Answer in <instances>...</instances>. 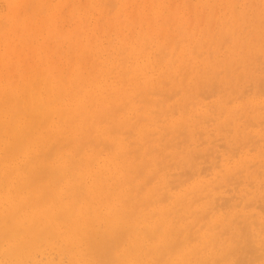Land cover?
<instances>
[{"label": "rangeland", "instance_id": "374dc122", "mask_svg": "<svg viewBox=\"0 0 264 264\" xmlns=\"http://www.w3.org/2000/svg\"><path fill=\"white\" fill-rule=\"evenodd\" d=\"M11 1V2H10ZM24 1L26 2V3H24ZM37 1V2H36ZM0 0V36L2 37H0V97H2V101L4 100V102H0V103H4L5 105L4 106H2L1 107V105L2 104H0V107L2 108V110L1 111H4V114L2 115V113H1V115L2 116H0V120H2V121H7V119L5 118V111L6 110H8V109H10V106H11V108L12 107H15V104L19 101L18 99H20V97H21V106H20V108H22V103L23 104H25L26 102L25 101H27V99H28V97H26L27 95H25V97H26V99H24L23 100V98H22V96L24 97V95H23V92H22V89L20 90H15L19 85H21V83H22V85L21 86H19V88H22V86H25L24 87V89L23 90H26V92L25 93H27L28 92V95H29V92H30V94L32 95V97L35 95H38L37 96V99L38 100H41V98L42 99H44V96H46V95H44V93L42 94V91H45L44 89H45V86H46V84L48 83L49 85L48 86H50L49 87V89L51 88L52 90H49V91H51L50 93H51V95H50V93L46 90V92H48V98H52L51 96H55V94L56 93H58V91H59V94H60V91L62 90V91H64V92H62L63 94V97L61 96L60 98H62L61 100L59 99V102H63L62 104L61 103H59V104H57V103H53L54 105H53V107L54 108H57V107H55V106H58V105H60V107L62 106L63 108H67V110H68V108L70 109L71 108V110H73V112L75 111V113L76 112H78L79 110V112H83V111H89V110H93L95 107H98V104L99 105H101V104H104V103H107V105L108 106H114V107H110V112H108V115H111V117H107V116H105V117H103V119H101V121H100V123L101 122H103V123H99V127L98 126H96V128L95 129H97L96 130V132L95 133H97V134H92V136L94 137V138H99L98 139V143H96V145L98 144H100V146H98V148H97V146H93L92 148H86V149H84L83 151H82V153L80 152V154H82L81 155V158H80V155H79V153H78V155H77V152L76 153H72V150H70V151H68L67 152V157H69L71 160H73L74 162H72V164H71V160L69 159V163H68V159L66 160V163H65V167H66V170H69V167H70V173L67 171H60V172H58L57 174L56 173H54L53 175H51L52 177H54V179L50 176V178H52V180L53 181H56L55 183H57L56 185H55V183H54V185H53V183H52V180L50 179V181H51V185L52 186H56V188H57V186H59V184H60V186L58 187L59 188V190L57 189V192H59L60 194H62L63 195V193H64V195L63 196H65V194H68L69 196H71L70 195V193L69 192H67L68 191V185H66L67 183H70V184H74V185H76V184H78L79 183V181L80 180H82L83 179V181H84V184H83V182L80 184L79 183V185H78V187H76V186H74L75 187V189L77 188V190L76 191H78V190H81V189H83V190H81L79 193H78V199H79V194H83L84 192V194L83 195H85L86 194V191H87V186L89 187V182H92V179L90 178V177H88L89 175H88V173L86 172V168L88 167V166H91V171H93V172H102L103 171V174H101V176L100 175H98V176H100V178H101V180H104L106 177H108V176H110L111 174L112 175H114L113 173L114 172H112V165H113V163L111 162L112 161V156L115 154V153H117L118 152V149H117V151H113V149H110V150H112L113 152H111V151H108L109 150V148L106 150V148L107 147H105V145H108V147L109 146H111V144H112V142L114 141V139H121L122 141H123V144L125 145L124 147H125V154H124V159H127V160H133V159H135V158H133V157H137L139 154H140V147L143 149L145 146V144L144 143H147L148 141L146 140V141H144L143 139H141V138H139L140 136H139V134H138V132L137 131H135V130H138V128H139V126L140 125H143V123H144V129H146L147 130V135L149 134V130H151L150 132H151V134H153V135H151V134H149L150 135V138L148 139L149 141H151L152 143H150L151 144V146H153V144H155V146H153L154 148H155V150H152L153 152H152V156H155V155H157V156H155V157H157V158H159V157H161V159H163V165H165L164 167H166L167 165V167H166V171L165 170H163V171H161V174H165L164 176H166V177H163L161 174H159V177L157 176V177H155L154 178V181H153V178H151L152 179V181H150L149 182V184L148 183H146L144 186H142V193H145V192H147V188H148V186L150 187V188H153V187H156V186H158V190L159 191H157L158 193H156V196L154 197V200L156 201V200H161L160 202H157V203H155V205H154V203H152L151 204V206L149 205L148 206V208H147V210L148 211H153V210H155L156 208H158V207H160L161 206V208H170L171 206H172V203H173V200H174V197L175 196H177V195H179V194H187V199H189V197H190V199H192V200H194V202H192L193 204H192V206L194 205V207L196 208H194V207H191V212L194 214V212H195V210H197V208L199 207V206H201V204L202 205H204V204H206L205 202H204V200H206V199H204V197L203 196H199L200 195V193H199V195L198 194H193V193H187L186 191H185V189H188L189 188V186L193 183V180H194V183L195 182H199V181H202L201 182V184L202 183H204V184H206V185H213V187H209V189H211L209 192L210 193H212V192H216V191H218V193H221V194H218L217 192L215 193V194H213L212 195V199H210V203H211V205L210 206H212V207H214L213 209L214 210H217V208H220V209H218L219 210V213H223V215L225 214V212H227V211H229V210H227V209H224L226 206L225 205H227V204H230V205H232V206H236V207H238V208H234L233 207V209H234V211H233V213H235V214H237L238 212H239V210H240V212H239V214H237V218L238 219H236V216H234L233 215V217H232V220L234 221L235 219H236V222H237V224L236 225H234V226H232V227H230L229 228V233H230V230L232 229V231H231V233H230V235L229 236H231L232 238H234L233 240H232V242L233 241H235V242H233V245H232V247L231 248H233V250L235 251L236 250V248L238 249V247H245V248H249L251 251H249V249L247 250L248 252H251V254H252V256L255 254V252H253L252 253V250H254L253 248H255L254 246H257L258 245V247H259V249H258V247H256V249L254 250V251H256V253H258V254H255V255H258V256H253V259L255 258V261L256 262H254L255 264H264V258L263 259H261V258H259L260 256L262 257V256H264L263 254V252H264V229L262 228V230L260 229L261 227L259 226V224L262 226V225H264V220H263V218H261V217H264V215H262V214H264V209H262V211L263 212H261V209H259V208H261V205H263L264 206V197H262L264 194V94H262L263 92H261V91H264V82L262 83V79H263V81H264V47H262V46H264V45H262V44H264V5H262V3H261V0H237V2H236V0H215V1H213V0H148L150 3L148 4V1L147 0H132V2H133V4H132V2H130L131 0ZM49 1V2H48ZM80 1V2H79ZM87 1V2H86ZM100 1V2H99ZM103 1H104V3H103ZM110 1L112 2L111 3V5H110ZM143 1L145 2V3H143ZM167 1V2H166ZM171 1H173V2H171ZM222 1V2H221ZM20 2H22V4H20ZM44 2V3H43ZM106 2V3H105ZM127 2V3H126ZM129 2H130V4H129ZM147 2V3H146ZM170 2V3H169ZM180 2V3H179ZM184 2V3H183ZM211 2V3H210ZM216 2V3H215ZM232 2V3H231ZM18 3H19V5H18ZM37 5H36V4ZM83 3V5H80V4H82ZM87 3V4H86ZM103 3V4H102ZM125 3V5H123ZM159 3V4H158ZM171 3H172V5H171ZM186 3H187V5H186ZM213 3V4H212ZM215 3V4H214ZM223 3H224V5L225 6H223ZM227 3V4H226ZM24 4V5H23ZM32 4V5H31ZM46 4V5H45ZM93 4V5H92ZM106 4H108V5H106ZM114 4V5H113ZM119 4V5H118ZM145 4V5H144ZM148 4V5H147ZM209 4V5H208ZM230 4V5H229ZM234 6V7H232V5ZM234 4H236V5H234ZM23 5V6H22ZM27 5H29L28 7H29V9H28V7H27ZM98 5V6H97ZM127 5V6H126ZM130 5V6H129ZM141 5V6H140ZM164 5V6H163ZM169 5V6H168ZM200 7H199V6ZM229 5V6H228ZM242 5V6H241ZM32 6V7H31ZM34 6V7H33ZM41 6H42V8H41ZM46 6V7H45ZM88 7V9H86L85 7ZM102 6V7H101ZM104 6V7H103ZM107 6H108V8H107ZM113 6H115V7H113ZM136 6V7H135ZM148 6H150L149 7V10H148ZM154 6V7H153ZM178 7V9H177V7ZM210 6H211V9H210ZM214 6V7H213ZM223 6V7H222ZM228 6V7H227ZM45 7V8H44ZM100 7V8H99ZM144 7V8H143ZM162 7V8H161ZM174 7V8H173ZM205 7V8H204ZM231 7V8H230ZM44 8V9H43ZM92 8V9H91ZM97 8V9H96ZM134 8V9H133ZM170 8V9H169ZM204 10H203V9ZM214 8L216 9V11L214 10ZM218 8V9H217ZM224 8V9H223ZM248 8H249V10H248ZM261 8V10H259ZM12 9V10H11ZM14 9V10H13ZM18 9V10H17ZM20 9V10H19ZM91 9V10H90ZM108 9V10H107ZM117 9V10H116ZM140 9H141V11H140ZM172 9H173V11H172ZM174 9H176V10H174ZM213 9V10H212ZM246 9V10H245ZM22 10V11H21ZM26 12H25V11ZM43 10H45V11H43ZM87 12H86V11ZM128 10V11H127ZM130 10V11H129ZM136 10V11H135ZM146 10H148V11H146ZM161 12H160V11ZM171 10V11H170ZM197 10H199V11H197ZM201 10H202V13H201ZM228 10V11H227ZM17 11H18V13H17ZM41 11V12H40ZM92 11V12H91ZM94 11V12H93ZM109 11V12H108ZM110 11H112V12H110ZM125 11V12H124ZM133 11V12H132ZM186 11V12H185ZM232 11V12H231ZM255 11V12H254ZM257 11V12H256ZM16 14H15V13ZM82 12H84V13H82ZM103 12V13H102ZM107 12V13H106ZM132 12V13H131ZM138 14H137V13ZM147 12H149V13H147ZM166 12V13H165ZM178 12V13H177ZM194 12V13H193ZM198 12V13H197ZM211 12H213V13H215V14H213V13H211ZM11 13V14H10ZM35 15H34V14ZM39 13H41V14H43V15H41V14H39ZM52 13V14H51ZM87 13V14H86ZM91 13V14H90ZM95 13V14H94ZM109 13V14H108ZM127 13V14H126ZM136 13V14H135ZM144 13V14H143ZM158 13H159V17H158ZM163 13V14H162ZM168 13V14H167ZM186 13V14H185ZM197 13V14H196ZM224 13V14H223ZM226 13V14H225ZM236 14L235 15V17H234V15L233 14ZM247 13V14H246ZM253 13V14H252ZM29 14V15H28ZM129 14V15H128ZM150 14H151V16H150ZM155 14V15H154ZM174 14V15H173ZM201 14L203 15V16H201ZM211 14V15H210ZM238 14V15H237ZM252 14V15H251ZM258 14V15H257ZM14 15V16H13ZM72 15H73V17H72ZM109 15V16H108ZM123 15V16H122ZM124 15L126 16V17H124ZM143 15H144V17L145 16H147V19H146V17L145 18H143ZM156 15H157V17L159 18H157L156 17ZM183 15V16H182ZM192 15V16H191ZM214 15V16H213ZM222 15V16H221ZM226 15V16H225ZM27 16H30V17H27ZM75 16V17H74ZM85 16H86V19H85ZM89 18H88V17ZM99 17L98 19H97V17ZM102 16V17H101ZM105 16V17H104ZM106 16H108V17H106ZM122 16V17H121ZM128 16V17H127ZM130 16V17H129ZM132 16V17H131ZM135 16V17H134ZM138 16V17H137ZM163 16V17H162ZM173 16V17H172ZM196 16V17H195ZM200 16V17H199ZM206 16V17H205ZM211 16V17H210ZM216 16V17H215ZM84 17V18H83ZM115 17V18H114ZM150 19H149V18ZM162 17V18H161ZM191 17V18H190ZM228 18V20H227V18ZM251 19H250V18ZM19 18V21L17 20ZM52 18V19H51ZM71 18H73V19H71ZM93 18H95V19H93ZM133 18V19H132ZM140 18V19H139ZM166 18H168L167 19V21L168 22H166L165 23V21H166ZM224 18V19H223ZM242 18H244L245 19V22H243L244 21V19H242ZM29 19H30V22H29ZM39 19V20H38ZM91 19V20H90ZM97 19V20H96ZM136 19V20H135ZM170 19V20H169ZM174 19H175V21H174ZM181 19H183V20H181ZM188 19V20H187ZM197 19V20H196ZM206 19V20H205ZM223 19V20H222ZM263 19V20H262ZM33 20V21H32ZM38 20V21H37ZM85 20V21H84ZM87 20V21H86ZM109 20V21H108ZM114 20V21H113ZM118 20V21H117ZM134 20V21H133ZM148 20V21H147ZM160 20H162V22H160ZM191 20V21H190ZM240 20V21H239ZM243 20V21H242ZM93 21V22H92ZM122 21V22H121ZM142 21V23H140V22ZM164 21V22H163ZM202 23H201V22ZM212 21H213V24H211L212 23ZM261 21H263V23L261 22ZM2 22H3V25H2ZM27 22V23H26ZM85 22V23H84ZM102 22V23H101ZM119 22H121V23H119ZM135 22V23H134ZM143 22H144V24H143ZM160 22V23H159ZM182 22H184V23H182ZM186 22V23H185ZM190 22L192 23V24H190ZM215 22H216V24H215ZM232 22V23H231ZM250 22V23H249ZM31 23H33V26L31 25L30 26V24ZM38 23H40L41 25H42V27H41V25L40 24H38ZM95 23V24H94ZM132 23V24H131ZM155 23H157V24H155ZM159 23V24H158ZM161 23H163V26L161 25ZM165 23V24H164ZM198 23H200V24H198ZM208 23V24H207ZM221 23H222V25H221ZM29 24V25H28ZM82 24V25H81ZM126 24H129V25H126ZM134 24H137L136 26L134 25ZM147 24H149V25H147ZM155 24V25H154ZM173 24V25H172ZM183 24V25H182ZM195 24V25H194ZM209 24H211V25H209ZM261 24V25H260ZM5 25V26H4ZM35 25V26H34ZM86 25V26H85ZM94 25V26H93ZM95 25H96V27H95ZM121 27H120V26ZM124 25H126V26H124ZM147 25V26H146ZM152 25V26H151ZM159 25V26H158ZM172 25V26H171ZM196 25L198 26V27H196ZM221 25V26H220ZM225 25V26H224ZM249 26V29H247L246 27L247 26ZM260 25V26H259ZM2 26H3V29H2ZM28 26H29V28H28ZM93 26V27H92ZM99 26V27H98ZM134 26V27H133ZM146 26V27H145ZM149 26H151V28L149 27ZM169 26V27H168ZM212 26V28H210V29H208L209 27H211ZM226 26H228V28H227V30H224L225 28H226ZM230 26V27H229ZM231 26H233V27H231ZM255 26V27H254ZM31 27H33V28H31ZM51 27V28H50ZM84 27V28H83ZM97 27H98V30H97ZM107 27H108V29H107ZM124 27V28H123ZM126 27V28H125ZM132 27V28H131ZM240 27V28H239ZM26 28H28V29H26ZM94 28V29H93ZM163 28V29H162ZM167 28V29H166ZM207 28V29H206ZM231 28V29H230ZM250 28H251V30H250ZM15 29V30H14ZM40 29H41V31H40ZM78 29V31L76 32V30ZM97 31H96V30ZM102 29H103V31H102ZM148 29V30H147ZM155 29V30H154ZM159 29V30H158ZM170 29V30H169ZM188 29V30H187ZM201 29V30H200ZM229 29V30H228ZM252 29H254V30H252ZM11 30V31H10ZM27 30V31H26ZM36 30V31H35ZM86 30V31H85ZM89 30V31H88ZM109 30V31H108ZM120 30V31H119ZM167 30H168V32H167ZM187 30V31H186ZM194 30V31H193ZM199 30V31H198ZM204 30H206V31H204ZM217 30V31H216ZM220 30V31H219ZM233 30V31H232ZM257 30V31H256ZM3 31V32H2ZM32 31V32H31ZM39 31V32H38ZM51 31V32H50ZM105 31V32H104ZM106 31H107V33H106ZM118 31V32H117ZM126 31V32H125ZM131 31V32H130ZM137 31H139V32H137ZM163 31V32H162ZM166 31V32H165ZM177 31V32H176ZM226 31V32H225ZM249 31H250V33H249ZM256 31V32H255ZM14 32V33H13ZM35 32H38V33H35ZM74 32H76L77 33V36H76V33H74ZM109 32V33H108ZM122 32V33H121ZM128 32H130V33H128ZM193 32H194V34H193ZM205 32V33H204ZM216 32V33H215ZM232 32V33H231ZM263 32V33H262ZM16 33V34H15ZM33 35H32V34ZM47 33H49V34H47ZM55 33V34H54ZM70 33V34H69ZM104 33H106V34H104ZM162 33V34H161ZM166 33V34H165ZM168 33V34H167ZM190 33V34H189ZM204 33V34H203ZM220 33V34H219ZM229 33V34H228ZM248 33V34H247ZM11 34V35H10ZM22 34V35H21ZM92 34H94V35H92ZM153 34H155V35H153ZM159 34H161V35H159ZM196 34V35H195ZM201 34V35H200ZM242 34V35H241ZM250 34V35H249ZM7 35V36H6ZM52 35V36H51ZM74 35V36H73ZM121 35V36H120ZM139 35V36H138ZM150 35V36H149ZM179 35V36H178ZM193 35V36H192ZM233 35V36H232ZM239 35V36H238ZM20 36L22 37V39L20 38ZM25 36V37H24ZM93 36V37H92ZM119 36V37H118ZM127 36V37H126ZM130 38H129V37ZM152 36V37H151ZM159 36V37H158ZM182 36V37H181ZM186 36H187V40H184V39H186ZM191 36V37H190ZM201 36V37H200ZM214 36V37H213ZM221 38H220V37ZM229 36V37H228ZM248 36V37H247ZM256 36H258V37H256ZM263 36V37H262ZM5 37V38H4ZM8 39H7V38ZM32 39V38H34L35 39V41H34V39L33 40H31L30 38ZM88 37V38H87ZM98 37V38H97ZM126 37V38H125ZM132 37V38H131ZM171 39H170V38ZM173 37V38H172ZM175 37V38H174ZM206 37V38H205ZM230 38V39H228V38ZM253 37H255L256 39H254ZM72 38V39H71ZM92 40H91V39ZM201 40H200V39ZM204 38V39H203ZM216 38V39H215ZM238 38V39H237ZM244 38H245V40H244ZM258 38H260L261 40H259V41H257V39ZM29 39H30V41H29ZM128 39V40H127ZM137 39V40H136ZM146 39V40H145ZM165 39H167V40H165ZM192 39V40H191ZM207 39H209V40H207ZM218 39H219V41H218ZM222 39V40H221ZM224 39H226V40H224ZM240 39H242V40H240ZM21 40H23V41H21ZM163 40V41H162ZM191 40V42H189ZM206 40H207V42H206ZM212 40L214 41V42H212ZM227 40H228V42H227ZM235 40V42H237L236 43V48H237V51H236V48L235 47H233L232 48V46H234V44H235V42L233 43V41ZM237 40V41H236ZM244 40V41H243ZM252 40L253 41H257L256 42V45H255V42H254V45H255V48L253 49V48H251L250 46H252L253 44L251 43L252 42ZM80 41H82V42H80ZM89 41H92V42H90L89 43ZM125 41V42H124ZM137 41H139V42H137ZM167 41H168V43H167ZM169 41L171 42V43H169ZM218 41V42H217ZM223 41V42H222ZM225 41V42H224ZM238 41L240 42V44H241V46H240V44L238 43ZM262 41V42H261ZM13 42V43H12ZM29 42V43H28ZM32 42V43H31ZM164 42H165V44H164ZM189 42V43H188ZM193 42V43H192ZM200 44H199V43ZM210 42H211V44H210ZM217 42V43H216ZM227 42V43H226ZM16 43V44H15ZM26 43L28 44V45H26ZM143 43H146V45L145 44H143ZM243 43H248V49H245L246 47H247V45L243 48ZM251 43V44H250ZM260 43V44H259ZM76 44H78V46L79 47H76L77 45ZM91 44V45H90ZM97 44V45H96ZM163 44V45H162ZM174 44V45H173ZM179 44V45H178ZM201 44H205L206 46L205 47H203L204 49L202 50L201 49ZM208 44V45H207ZM209 44L211 45V47H208L209 46ZM213 44V45H212ZM215 44H218L216 47H215ZM223 44V45H222ZM228 44H229V46H228ZM231 44H233V45H231ZM238 44V45H237ZM8 45V46H7ZM33 47H32V46ZM165 45H166V47H165ZM173 45V46H172ZM194 45V46H193ZM198 45H201V46H198ZM4 46V47H3ZM6 46L7 47H9L7 50L5 49L6 48ZM30 46H31V48H30ZM96 46V47H95ZM145 46V47H144ZM176 46V47H175ZM185 46H187V47H185ZM196 46V47H195ZM219 46H221V47H219ZM239 46H240V48L241 49H239ZM262 47L263 49V53L261 54V53H259V52H261V50H259V51H257L258 50V48H256V47ZM16 47H18V48H16ZM29 47V50L27 49ZM144 47V48H143ZM193 47V48H192ZM214 47V48H213ZM218 47V48H217ZM227 47V48H226ZM228 47H229V51H227L228 50ZM231 47V48H230ZM259 47V49H261ZM182 48V49H181ZM188 48V49H187ZM196 49V51L195 50H193V49ZM205 48H211L210 49V51L209 50H207V49H205ZM216 48V50H214ZM220 48V49H219ZM235 48V49H234ZM250 48V49H249ZM14 49V50H13ZM79 49V52L77 53V51L76 50H78ZM161 49V50H160ZM201 49V50H200ZM219 49V50H218ZM227 49V50H226ZM233 49V50H232ZM239 49V50H238ZM242 49H244V50H242ZM252 49V50H251ZM16 50V51H15ZM144 52H143V51ZM159 50V51H158ZM182 52H181V51ZM184 50V51H183ZM189 50V51H188ZM211 50H213L212 52H211ZM221 50V51H220ZM247 50V51H246ZM248 50H251V51H253V53L254 52H256L255 54H253L252 52H249ZM34 51V52H33ZM123 51V52H122ZM125 51V52H124ZM140 51H142V53L140 52ZM161 51V52H160ZM191 51H193L192 53H191ZM218 53V54H216V52ZM224 51H226V52H224ZM233 52V55L231 54V52ZM247 52L246 53V55H243V54H245L244 52ZM31 52L32 53H34V54H31ZM85 52H86V54H89V55H86L85 54ZM160 52V53H159ZM173 52V53H172ZM176 52V53H175ZM186 52V53H185ZM188 52H190V53H188ZM203 52V53H202ZM208 52V53H207ZM238 52V53H237ZM240 52V53H239ZM243 52V53H242ZM20 53H23V55H21ZM98 53V54H97ZM100 53V54H99ZM123 53V54H122ZM162 53V54H161ZM167 53H168V55H167ZM175 53V54H174ZM193 53H195V55H198V56H196L195 57V55H193ZM202 53V54H201ZM209 53H212V56H211V54H209ZM215 55H214V54ZM230 55H229V54ZM242 53V54H241ZM248 53H250V54H248ZM259 53V54H258ZM17 54V55H16ZM27 54V55H26ZM82 54V55H81ZM138 54H139V56H138ZM145 54V55H144ZM158 54V55H157ZM163 54H165L164 56H167L166 58L163 56ZM174 54V55H173ZM187 54V55H186ZM189 54V55H188ZM208 54H209V56H211L212 58V60H208L209 59V57H208ZM224 54H226L225 56L226 57H228V58H226L225 56H223ZM241 54V55H240ZM256 54H258V55H256ZM67 55V56H66ZM83 55H85V56H83ZM97 55H99V57L97 56ZM136 55V56H135ZM162 55V56H161ZM173 55V56H172ZM178 55V56H177ZM206 55H207V57H208V59L206 58ZM220 55V56H219ZM229 55V56H228ZM243 55V56H242ZM251 55H252V57H251ZM259 56V60H263L262 62H257V60H255V59H258V57L256 58L255 57V59H254V56ZM12 56V57H11ZM28 56V57H27ZM73 58H72V57ZM88 58H87V57ZM94 56H95V58H97V59H95L94 58ZM158 56V57H157ZM180 56H182V58H180ZM183 56H185L184 58H185V60H184V58H183ZM188 56V57H187ZM202 56H204V57H201ZM235 56V57H234ZM244 56H246V58L244 57ZM16 57V58H15ZM162 57V59H160ZM174 59H173V58ZM197 57H199V58H197ZM213 57H215V58H213ZM223 57V58H222ZM232 57V58H231ZM239 57V58H238ZM241 57H242V59H241ZM248 57H249V59H250V57H251V59L253 60V62H252V60L251 61H247V60H249L248 59ZM262 57V58H261ZM50 58V59H49ZM69 58H70V60H69ZM72 58V59H71ZM81 60H80V59ZM82 58H83V61H82ZM84 58H86V59H84ZM224 58H226L225 59V63L223 62V59ZM232 59V62H231V59ZM14 59V62H12V60ZM19 59H21V61H19ZM24 59H26V63L23 65V63H24ZM125 59V60H124ZM133 59H134V61H133ZM173 59V60H172ZM230 59V60H229ZM29 60H30V62H29ZM67 60V61H66ZM71 60H73V62L71 61ZM80 60V61H79ZM86 60V61H85ZM89 62H88V61ZM127 60V61H126ZM160 60V61H159ZM177 60H180V62L179 61H177ZM184 60V61H183ZM201 62V65H200V63H199V61ZM207 60V61H206ZM227 60V61H226ZM247 62H246V61ZM255 60V61H254ZM10 61V62H9ZM50 61V62H49ZM175 61V62H174ZM189 61H191L190 62V64L188 65V67L186 66L187 65V63H189ZM215 61V62H214ZM230 61V62H229ZM234 61V62H233ZM235 61H236V63H235ZM239 61L241 62V64L239 63ZM20 62V63H19ZM35 62V63H34ZM83 63V66H82V63ZM132 62H134V65L133 64H131ZM159 62H160V64H159ZM176 62H178V63H176ZM197 62V63H196ZM203 62H204V64H203ZM211 62V63H210ZM245 62H246V64H245ZM7 63V64H6ZM13 63V64H12ZM40 63H43V64H40ZM70 63L72 64L71 65V67H70ZM95 63V64H94ZM100 63V64H99ZM140 63V64H139ZM158 63V64H157ZM167 63V64H166ZM169 63V64H168ZM174 63V66L172 65V64ZM180 63V64H179ZM182 63H183V65H182ZM198 63H199V65H198ZM209 63V64H208ZM217 63H218V65H217ZM225 64V66H224V64ZM232 63V64H231ZM236 65H235V64ZM243 63V64H242ZM253 63V64H252ZM30 64V65H29ZM122 64V65H121ZM165 64L166 65H168V66H165ZM175 64H177V66L175 65ZM181 65V66H179V65ZM193 64V65H192ZM195 64V65H194ZM219 64H220V66H219ZM230 64L231 65H234V66H231V68L229 67L230 66ZM241 65V68H239L240 66H238V65ZM252 64V65H251ZM254 64H255V66H254ZM10 65V66H9ZM12 65V66H11ZM27 66V68H26V66ZM97 65V66H96ZM104 65V66H103ZM133 65V66H132ZM155 65V67H153ZM174 67V71H173V68L171 69V67ZM191 65V66H190ZM214 65H216L217 67H219V69H220V71L218 70V68L216 67L215 68V66ZM228 65V66H227ZM247 65H250L249 67H247ZM121 66H123V68L121 67ZM131 66V67H130ZM137 66H139V67H137ZM148 66V69L147 68H145V67H147ZM152 66V67H151ZM162 66H164V67H162ZM198 66V67H197ZM209 66H211V68L209 67ZM214 66V67H213ZM227 66V67H226ZM235 66L236 67H238V68H236L235 69ZM246 68H245V67ZM253 66V67H252ZM10 67V68H9ZM31 67V68H30ZM37 67V68H36ZM38 67H41V68H38ZM94 67V68H93ZM112 67V68H111ZM151 67V68H150ZM168 69H167V68ZM177 67V68H176ZM184 67H187V68H189V71H191V72H189V71H186V70H188L187 68L185 69ZM197 67V70L196 69H194V68H196ZM199 67H201V69H203V71L204 72H206L207 73V75L206 76H204V81H205V83L202 81L203 80V75H205L204 73H203V71L199 68ZM224 67V68H223ZM225 67H226V69H225ZM11 68H13V69H11ZM27 69V70H23V69ZM34 68V69H33ZM70 68H71V70H70ZM82 68V69H81ZM90 68V69H89ZM92 68V69H91ZM130 68V69H129ZM134 68H136V69H134ZM152 68H154V69H152ZM205 68V69H204ZM209 68H210V70H209ZM262 68H263V70H262ZM37 70V73H36V71H34V70ZM39 69V70H38ZM48 69H51V71L50 70H48ZM68 69V70H67ZM86 69V70H85ZM127 69V70H126ZM161 69V70H160ZM167 70V72L164 74V70ZM171 69V70H170ZM176 69V70H175ZM181 71H180V70ZM193 69V70H192ZM201 70V71H199V72H201V73H198V70ZM206 69H208L207 71H205ZM226 70V74H225V72L223 73V71H225ZM229 69V71H231V74H230V72L228 71V74H227V70ZM232 69H234V70H236V71H234L233 72V70ZM244 69V70H243ZM261 69V70H260ZM10 70V71H9ZM93 71L91 74L89 73V71ZM143 70V71H142ZM158 70V71H157ZM195 70V71H194ZM218 71V72H220V73H218V72H216V73H218V76H217V74L214 72V71ZM241 72H240V71ZM247 70V71H246ZM259 70V71H258ZM22 71H25V73L23 72V74L24 75H26L25 77H23L22 75ZM27 71V72H26ZM111 71V72H110ZM120 71V72H119ZM137 71V72H136ZM146 71V72H145ZM155 71V72H154ZM157 71V72H156ZM169 71H171V73L169 72ZM180 71V72H179ZM196 71H197V73H196ZM262 71H263V73H262ZM70 72V73H69ZM124 72H125V74H124ZM128 72H130L129 74H128ZM141 72V73H140ZM159 72H160V74H162L161 76H159L160 74H159ZM179 72V73H178ZM185 74H184V73ZM195 72V73H194ZM209 72H210V74H209ZM222 72V73H221ZM253 72H255L254 74H253ZM259 72V73H258ZM30 73V74H29ZM68 73V75H66ZM88 73L90 74L89 76H88ZM100 73V75L98 76V74ZM127 73V74H126ZM146 73V74H145ZM155 73H157V74H155ZM173 73V74H172ZM178 74V75H176V74ZM188 73V75H186ZM192 75H191V74ZM203 73V74H202ZM214 73V74H213ZM235 75H233V74ZM238 73V74H237ZM244 73V74H243ZM257 73V74H256ZM73 74V75H72ZM79 74V75H78ZM125 75L124 77L125 78H121V75ZM141 74V75H140ZM144 74V75H143ZM196 74V77L194 76ZM199 74H201V76L199 75ZM216 74V75H215ZM240 74H242L239 78H238V76L240 75ZM246 74V75H245ZM3 75V76H2ZM29 75H30V82H29ZM53 75V76H52ZM64 75H65V77H64ZM140 75V76H139ZM147 75V76H146ZM164 75V76H163ZM173 75V76H172ZM197 75H199V76H197ZM222 77H221V76ZM226 75V76H225ZM229 77H228V76ZM238 75V76H237ZM244 75V76H243ZM248 75V77H246ZM251 75V76H250ZM261 75V76H260ZM98 76V77H97ZM142 76V77H141ZM153 77V78H151V77ZM174 76H176V78L178 79V81L180 80L181 81V79L182 78H185V76H187L185 79H183V85H181L182 84V81L180 82H178L177 81V79H175L176 80V82L173 80L175 77ZM182 76H184V77H182ZM193 76H194V78H193ZM231 76V77H230ZM251 78H250V77ZM263 76V77H262ZM5 77V78H4ZM9 77V78H8ZM85 77V78H84ZM87 77V78H86ZM114 77H116V79L114 78ZM140 77H141V79H140ZM146 77V78H145ZM151 78V80L149 79V78ZM163 77H165L166 79H167V81L163 78ZM171 77V78H170ZM179 77V78H178ZM197 77H199V78H197ZM211 77V78H210ZM214 77V78H213ZM218 77V78H217ZM223 78V79H219V78ZM23 78V79H22ZM26 78V79H25ZM97 78V79H96ZM115 80H114V79ZM163 78V80H161ZM195 78H196V80H195ZM209 78L210 79H212L213 80V85H212V82H210V81H212V80H209ZM216 78L218 79V80H216ZM224 78H226V79H224ZM228 78V79H227ZM232 78V79H231ZM246 80H244V79ZM262 78V79H261ZM7 79V80H6ZM66 79V80H65ZM75 79H77V81H74ZM118 79V80H117ZM135 79H137V80H135ZM154 79H156L155 81H152V80H154ZM192 79H194V80H192ZM198 79V80H197ZM200 79H202L201 81H200ZM233 79H234V81L236 82V84H235V82L233 81ZM236 79H237V81H236ZM238 79H241V81L240 80H238ZM252 80L251 82H252V85H251V82H250V84H249V81L250 80ZM259 79L261 80L260 81V83H262L261 85H260V83H258L259 82ZM15 80V81H14ZM22 80H24V81H22ZM28 80V81H27ZM67 82V84H65L66 85V87L63 85L64 83L62 82ZM121 80H123V81H126L125 82V84H124V82H122ZM173 80V81H172ZM207 80V81H206ZM8 81H10V82H8ZM22 81V82H21ZM58 81V82H57ZM75 83H74V82ZM82 81V83L80 84L79 82H81ZM118 81V82H117ZM119 81H121L123 84H124V86L122 85V83L121 82H119ZM189 81V82H188ZM192 81L194 82V83H192ZM195 81H196V83L198 84V83H200L199 84V86H197V84L195 83ZM215 81H218V82H215ZM226 81H227V83H226ZM257 81V82H256ZM13 83V87H12V83ZM16 84H15V83ZM36 83V85L38 86V87H36V88H34L35 90H33V87H31V86H29V85H32V84H35ZM50 82V83H49ZM117 84H116V83ZM154 82H157V84H155ZM202 82V83H201ZM206 82L208 83V84H206ZM222 82V83H221ZM224 82H225V84H224ZM233 82V83H232ZM246 84H245V83ZM27 83H29V84H27ZM39 83V84H38ZM46 83V84H45ZM71 83H73V84H71ZM141 83V84H140ZM147 83V84H146ZM154 83V84H153ZM176 83V84H175ZM181 83V84H180ZM204 83V86L202 85ZM211 83V84H210ZM216 83V84H215ZM232 83V84H231ZM244 83V84H243ZM11 84V85H10ZM45 84V85H44ZM60 86H59V85ZM70 84L72 85V86H70ZM84 84V85H83ZM115 84H116V86H115ZM165 84V85H164ZM168 86H167V85ZM187 85V87H184L185 85ZM191 84H196L195 86L194 85H191ZM220 84V85H219ZM229 84V85H228ZM231 84V85H230ZM239 84V87L237 86ZM256 84V85H255ZM18 85V86H17ZM82 85H83V87H82ZM109 85V86H108ZM118 85V86H117ZM158 86L157 88L155 87V86ZM175 85V86H174ZM177 85H178V87H177ZM190 85V86H189ZM203 87H202V86ZM205 85H208V88H204V87H206ZM210 85H212V86H210ZM216 85H217V87L219 86V90H218V88H216ZM224 85V86H223ZM243 87H242V86ZM246 85H247V87H246ZM255 87H254V86ZM17 86V87H16ZM34 86V85H33ZM47 86V87H48ZM73 86H75V87H77L76 89H75V87H73ZM91 86V87H90ZM106 86V87H105ZM112 86L114 87V88H112ZM120 86H123V87H120ZM164 86H165V88H164ZM183 86V87H182ZM192 86V87H191ZM221 86V87H220ZM233 88H232V87ZM31 87V88H30ZM35 87V86H34ZM54 87H55V89H54ZM82 87V88H81ZM88 87V88H87ZM139 87V88H138ZM192 88V89H190V88ZM194 87H195V89H194ZM200 87V88H199ZM201 87H202V89H201ZM223 87V88H222ZM230 87H231V89H232V91H230ZM2 88V89H1ZM12 88V89H11ZM26 88H28L29 90L27 91V89ZM38 88L40 89V91L38 90ZM60 88H61V90H60ZM74 88V89H73ZM93 88H95V89H93ZM107 88V89H106ZM110 88H111V90H110ZM120 88V89H119ZM153 88H155V89H153ZM158 88H161V89H158ZM171 88V89H170ZM197 88H199L200 90H202V93L204 94L203 96L205 97V94H206V98H204L203 96H202V98H200V95H202V93H201V91L200 90H198ZM211 88H215V89H217V90H215L214 89V91H215V93L214 92H211L210 90H211ZM245 88V89H244ZM250 88H252V89H254V90H251ZM36 89L39 91V94H40V92H41V94L39 95V94H37L36 93ZM113 89V90H112ZM170 89V90H169ZM186 89V90H185ZM210 89V90H209ZM259 89V91H257ZM260 89H263V90H261L260 91ZM7 90H9V92L11 91H13L12 93L13 94H17L18 92L17 91H19V93H21L20 94V97H18L19 95H16V96H10L9 94H12V93H9L8 94V91ZM72 90V91H71ZM80 90H81V92H80ZM132 90H134V91H132ZM173 90V91H172ZM188 90H191L190 92H188ZM193 90V91H192ZM204 90H206V93H204L203 91ZM226 90H228V91H226ZM4 91V92H3ZM16 91V92H15ZM53 91V92H52ZM67 91H68V93H67ZM156 91H158L155 95H153L152 93H155ZM163 91V92H162ZM176 91H178V93L176 92ZM188 94V97H187V94L185 93V92ZM208 91V92H207ZM213 91V90H212ZM223 91V92H222ZM224 91H226V92H224ZM234 91V92H233ZM257 91V92H256ZM36 93V94H34V93ZM72 93V95H70V93ZM78 92H80L79 94H78ZM92 92V93H91ZM117 92V93H116ZM147 92L148 93H150V95L149 94H147ZM164 92L166 93V95L164 94ZM170 92H173V94H174V92H176L177 94H172L173 95V97H170L169 99H170V101L169 100H165V99H168V97L170 96V94L169 93ZM180 92H181V94H180ZM182 92L183 93H185V95H183L182 94ZM209 92H211V93H213V96H212V94L210 95L209 94ZM218 92H219V95H218ZM222 92V93H221ZM116 93V94H115ZM121 93V94H120ZM139 93H140V95H139ZM190 93H193V96H192V94L190 95ZM197 93H198V95L199 96H196L197 95ZM201 93V94H200ZM217 93V94H216ZM228 94V95H226V94ZM229 93H232L231 95L229 94ZM3 94V96L4 95H6V96H10L12 99H13V97H15L14 99H13V102H11V103H9L8 104V102L11 100L12 101V99H10L9 98V96H8V98H9V101L7 100V99H5V98H7L6 96H5V98L3 97V96H1ZM8 94V95H7ZM46 94V93H45ZM90 94H92L91 96H90ZM95 94H97V95H95ZM157 94H158V96H157ZM163 94H164V96H166L167 98H165V97H162L163 96ZM169 94V95H168ZM209 94V95H208ZM68 95H70V96H68ZM74 95V96H73ZM85 95V96H84ZM127 95V96H126ZM153 95V96H152ZM161 95V96H160ZM168 95V96H167ZM171 95V96H172ZM183 95V96H182ZM198 98H196L195 96ZM208 95V96H207ZM221 95H225V97L224 96H221ZM30 96V95H29ZM41 96V97H40ZM80 96V97H79ZM90 96V98H88ZM115 97V98H113V97ZM119 96V97H118ZM135 96L137 97V98H135ZM146 97L148 100H150V101H152V106H150V107H148V108H150L147 112H146V115L147 116H149L150 118H154L155 120H156V118H157V120L155 121V125L152 123V124H150V122L149 121H147L148 119L146 118V117H144L143 115H141V113L140 112H136L140 107H142L143 106V102L145 103V101L143 100V97ZM160 96V97H159ZM185 96L187 97V98H185ZM231 96V97H230ZM24 97V98H25ZM66 97H67V99H66ZM76 97V98H75ZM94 97V98H93ZM191 97H193V99L195 100H193V99H191ZM208 97V98H207ZM219 97V98H218ZM230 97V98H229ZM18 98V99H17ZM68 98H70V99H68ZM74 98V99H73ZM94 100H93V99ZM118 98H119V100H118ZM185 98V99H184ZM227 98V99H226ZM232 98V99H231ZM35 99H36V97H35ZM77 99V100H76ZM100 99V100H99ZM123 99V100H122ZM132 99V100H131ZM163 99H164V101H163ZM190 99V100H189ZM204 99V100H203ZM221 99V100H220ZM237 99V100H236ZM5 100L7 101V104H8V107H7V105H6V102H5ZM14 100H18L17 102L16 101H14ZM33 100H34V97H33ZM91 100H92V102L94 103V104H92L91 103ZM98 100V101H97ZM104 100V101H103ZM121 100H122V102H121ZM182 100H187V101H182ZM203 100V101H202ZM215 100H217V101H215ZM223 100V101H222ZM227 100V101H226ZM232 100V102H229V101H231ZM234 100V101H233ZM249 100V101H248ZM254 100V101H253ZM86 103H85V102ZM135 101V102H134ZM143 101V102H142ZM157 101V102H156ZM168 101V102H167ZM191 101H192V104H194L193 105V107H192V105H191ZM199 101V102H198ZM250 101H253V102H251V104H250ZM57 102V101H56ZM67 102V103H66ZM72 102V103H71ZM78 102V103H77ZM84 102V103H83ZM141 102V103H140ZM184 102V103H183ZM189 103L190 105H188V107L189 108H187L186 107V105H185V103ZM194 102V103H193ZM227 102H229L228 104H227ZM244 102V103H243ZM255 102V103H254ZM257 102V103H256ZM15 103V104H14ZM19 103V102H18ZM70 103V104H69ZM73 103H76V104H73ZM181 103H183V104H181ZM186 103V104H187ZM196 103V104H195ZM199 103H202V104H199ZM218 103H220L219 105H217ZM223 103V104H222ZM20 104V103H19ZM66 104H68V106L66 105ZM80 104V105H79ZM83 104H85V105H83ZM134 104V105H133ZM197 104H199V105H197ZM78 105L79 106H82V107H80L79 108V110H77V108L76 107H78ZM88 105V106H87ZM91 105H93L92 106V108H91ZM178 105H181V107L179 106V108L177 107ZM196 105V106H195ZM212 105V106H211ZM248 105V106H247ZM16 106L18 107V105L16 104ZM126 106V107H125ZM162 106V107H161ZM163 106L165 107V108H163ZM185 106V108H182V107H184ZM207 106H209L208 108H206ZM217 108H216V107ZM221 107V109H220V107ZM7 109H6V108ZM35 107V106H34ZM173 107V108H172ZM201 107H203V108H201ZM219 107V108H218ZM36 108V107H35ZM82 108V109H81ZM90 108V109H89ZM161 108H163V113L165 112V109H166V111L168 110L169 112H165V113H167V114H165L163 117H162V115H163V113H162V109ZM170 108H172V110L170 109ZM195 108V109H194ZM213 108V109H212ZM216 110H215V109ZM230 108V109H229ZM258 108V109H257ZM175 109V113L178 115H175V113L174 112H172L173 110ZM182 109V110H181ZM185 109V110H184ZM218 109V110H217ZM220 109V110H219ZM227 109H228V111H227ZM38 110V109H37ZM66 110V111H67ZM115 110H117V111H119V110H123V112H125L124 114L122 113V112H117L118 113V115H116V112H114L115 113V116H113L114 115V113H113V111H115ZM125 110V111H124ZM159 110V111H158ZM160 110H161V112H160ZM179 110V111H178ZM187 110V111H186ZM197 110H198V112H197ZM208 110V112H206ZM212 110L213 111H216L215 113H216V115H215V113H213L212 112ZM222 110H224V111H222ZM0 111V112H1ZM68 111H70V110H68ZM151 111H153V113H155V114H157V116L158 117H160V118H158V117H154V116H156L155 114L153 115V113L151 112ZM155 111V112H154ZM171 111V112H170ZM177 111V112H176ZM189 111H191V112H189ZM259 111H260V113H259ZM129 114H128V113ZM150 112H151V114H150ZM183 112V113H182ZM202 112H204V115H202ZM209 112H211V113H209ZM220 112L221 113H223V115L222 114H220ZM253 112V113H252ZM258 114H257V113ZM263 112V113H262ZM74 113V114H75ZM123 115H122V114ZM136 113V114H135ZM173 113H174V116H173ZM199 113V115H198V117L199 116H201V117H199V118H197V114ZM227 113V114H226ZM232 113H234V115L232 114ZM237 113V114H236ZM249 113V114H248ZM262 113V114H261ZM119 114H121V115H119ZM161 114V115H160ZM183 116H182V115ZM190 114V115H189ZM195 114V115H194ZM211 115V117H210V115ZM215 116H214V115ZM217 114H219V115H222V118H224V119H222V118H219L218 116H217ZM131 115V116H130ZM140 115H141V117H140ZM169 117H168V116ZM209 115V116H208ZM213 115V116H212ZM243 115V116H242ZM258 115V116H257ZM56 116V115H55ZM55 116H53V117H55ZM113 116V117H112ZM118 116V117H117ZM123 116V117H122ZM171 116V117H170ZM194 116H196L195 117V119L194 118H192V117H194ZM203 116V117H202ZM208 116V117H207ZM230 116V117H229ZM234 116H235V119H234ZM240 116V117H239ZM120 117V118H119ZM166 117V118H165ZM182 117V118H181ZM189 117H191L190 119H189ZM206 117V118H205ZM213 117H214V119H213ZM221 117V116H220ZM110 118V119H109ZM133 118V119H132ZM141 118L143 121H144V119H145V121H147V122H143L141 119V121L143 122V123H141V121H139V119ZM163 119V121H162V119ZM168 118V119H167ZM173 118V119H172ZM186 120H185V119ZM204 120V122L206 121V119L208 120L207 121V125L206 126H204L205 124H203L204 122L201 120ZM215 118H219L218 120L217 119H215ZM240 118V119H239ZM242 118V119H241ZM257 118V119H256ZM56 118H54V120H55ZM136 119H138V120H136ZM167 119V120H166ZM170 119H171V121H170ZM213 119L214 121H211V120ZM251 119V120H250ZM103 120V121H102ZM123 120H126L127 121V123H128V125H130V126H132L131 128H129V129H123L122 130V132H121V135L119 136V135H117L115 132H113V134L115 133L116 135H113V136H111V135H106V136H100L99 135V131L102 129V128H110V127H112L113 125H115L116 124V122H119V121H123ZM131 120V121H130ZM165 120V121H164ZM188 120V121H187ZM216 120V121H215ZM238 122H237V121ZM240 120H242V121H244V123H240V122H242V121H240ZM245 120H246V122H245ZM105 121V122H104ZM201 121V122H200ZM211 121V122H210ZM230 121H231V123H230ZM249 121H250V124L252 123L253 124V128L252 127H246V126H248V125H250V124H248L249 123ZM110 124H109V123ZM137 122H140V123H137ZM160 122V123H159ZM161 122H162V124H161ZM203 122V123H202ZM211 123V126H210V123ZM228 122V123H227ZM258 124H257V123ZM261 122L263 123V124H261ZM108 123V124H107ZM168 123V124H167ZM182 123V124H181ZM185 123V124H184ZM195 123V124H194ZM216 123V124H215ZM238 123V124H237ZM134 124V125H133ZM137 124V125H136ZM179 124V125H178ZM184 124V125H183ZM194 126H193V125ZM227 124H231L230 126L229 125H227ZM259 124H261L260 126H259ZM136 125V126H135ZM162 125H164V126H162ZM167 125V126H166ZM175 125V126H174ZM198 125V126H197ZM208 125H209V127H208ZM147 126H148V128H147ZM162 126V127H161ZM182 126V133H184V132H187V133H184V134H186V135H184V134H181L180 136H186L185 138L186 139H188V140H190V137H192L193 139H194V137H195V140H193V139H191V141H188L187 140V142H186V139H185V141H184V138L183 137H181V138H183V139H181L180 138V136H178V134H180V130H181V127ZM188 126H189V128L191 127V128H193V127H195V128H193L192 130L191 129H188ZM202 126H204L205 128H203ZM250 126H252V125H250ZM99 129H98V128ZM135 127V128H134ZM159 127V128H158ZM161 127V128H160ZM165 128V131H164V129H162V128ZM185 127V128H184ZM187 127V128H186ZM224 127H226V129H224ZM227 127H230V129H229V131H225V130H227ZM256 127H258V128H256ZM260 127V128H259ZM167 128H169L168 130H166ZM174 128V129H173ZM179 129V133L177 134V131L176 130H178ZM201 128H202V130H201ZM207 128H208V130H207ZM211 130H210V129ZM232 128V129H231ZM254 128H256V129H254ZM131 129H132V131H131ZM184 129V130H183ZM261 129V130H260ZM131 131V132H128V133H132L133 134V137H132V134H131V137L129 136V135H127V136H129L128 138H127V136H125V134H127V131ZM195 130V131H194ZM197 130V131H196ZM199 130V131H198ZM225 131V132H222V131ZM243 130H244V132H243ZM250 130V131H249ZM263 130V131H262ZM60 131V130H59ZM126 131V132H125ZM184 131V132H183ZM190 131V132H189ZM191 131H193V132H191ZM64 132V133H63ZM123 132L125 133L124 135H122L123 134ZM161 132V133H160ZM173 132V133H172ZM176 132V133H175ZM196 132H198V134H196ZM202 132V133H201ZM208 132V133H207ZM211 133V135L212 134H214V136L212 135V136H210V133ZM226 132H228L229 134L228 135H225V134H227ZM250 132V133H249ZM62 135H61V134ZM66 132L64 131V130H61V132H59L58 133V136L59 135H61L62 136V139H63V141H65L68 137H69V135L67 134V136L66 135H64ZM68 133V132H67ZM167 133H169L168 135H167ZM172 133V134H171ZM188 133H190V136L187 138V136L189 135ZM192 133H193V135H192ZM238 133V134H237ZM262 133V134H261ZM136 134V135H135ZM155 134V135H154ZM159 134V135H158ZM164 137V139H162L163 137H161V135ZM165 134H166V136H168V137H166V139H165ZM199 134H202L201 135V137H197V135L199 136ZM204 134V135H203ZM249 134V135H248ZM261 134V135H260ZM64 135V136H63ZM99 135V136H98ZM148 135V136H149ZM196 135V136H195ZM210 136V138H208L209 136ZM237 135H239V137L237 136ZM258 135H259V137H258ZM57 136V139L59 138V140H56V141H62V139H60L61 138V136L60 137H58ZM116 136V137H115ZM158 136H160V137H158ZM225 136V137H224ZM249 136L252 138V136H253V138L254 139H251V138H249ZM65 137H67V138H65ZM108 137V138H107ZM179 137V138H178ZM206 137L209 139V142H207V140L208 139H206ZM212 137V138H211ZM215 137V138H214ZM219 137L221 138V139H219ZM222 137L224 138L223 140H222ZM229 137V138H228ZM232 137V138H231ZM174 138H177L178 140H179V142H180V140H183L184 142H183V144H181V145H187L186 146V148L185 147H183V146H181L180 145V143H179V145L178 146H176L175 144H176V139H174ZM239 138V139H238ZM258 138V139H257ZM260 138H263V140H262V143H261V140H260ZM101 139V140H100ZM159 139V140H158ZM197 139H199V140H197ZM214 139V140H216L214 143H212L213 141L212 140ZM219 139V140H218ZM238 139V141L239 142H237L236 140ZM248 139H250L249 141H250V143H253V142H255V141H257V144H256V142L255 143H253V145L251 144V146H250V148H249V146L248 145H246L245 147L247 148V150H246V148H244L243 146H241V147H243L244 149H242V152H244V153H242L241 152V150H239L241 147H239L241 144H244V143H246V142H249L248 141ZM80 140V139H79ZM162 140V141H161ZM170 140V141H169ZM174 141L173 142V145H175L173 148H171L170 146H173L172 145V142L171 141ZM178 140H177V143H178ZM221 140V141H220ZM232 140V142H229V141H231ZM247 140V141H246ZM62 141V142H63ZM103 141H104V144H103ZM127 141V142H126ZM155 141H156V143H155ZM159 143H158V142ZM167 141V142H166ZM197 141V142H196ZM219 141V142H218ZM227 141H228V143H227ZM81 140H80V143H79V147L80 146H82V145H80L81 144ZM100 142V143H99ZM116 142V141H115ZM205 142H206V145L205 146H202V145H204L205 144ZM217 142V143H216ZM106 143V144H105ZM128 143H131V145L129 146L128 145ZM133 143V144H132ZM137 143L140 145H138L137 146ZM149 143V142H148ZM158 143V144H157ZM169 143H171L170 145H169ZM175 143V144H174ZM182 143V142H181ZM196 143H197V145H196ZM238 143H240V145L238 144ZM250 143H248V144H250ZM259 143H261V144H259ZM51 144H53V143H51ZM135 144V145H134ZM144 144V145H143ZM165 144H167V145H165ZM195 145V146H193V145ZM202 144V145H201ZM232 144V145H231ZM247 144V143H246ZM254 144H256V145H254ZM76 145H77V143L75 144V146L73 147V150H74V148L76 147ZM161 145V146H160ZM200 145V146H199ZM222 145V146H221ZM223 145H224V147H223ZM245 145V144H244ZM258 145H260V146H258ZM90 146V145H89ZM129 146V147H128ZM163 146H168L169 148H171V149H167L168 147H163ZM189 146H190V148H189ZM198 146V147H197ZM219 146V147H218ZM231 146V147H230ZM237 146H238V148H237ZM95 147H96V150H95ZM103 147H105V151L106 152H104V150H103ZM180 147V148H179ZM184 149H183V148ZM193 147L195 148V150H197L196 152H195V150L193 149ZM198 149H197V148ZM201 147V148H200ZM213 147V148H212ZM223 149H222V148ZM226 147H227V149H226ZM235 147V148H234ZM256 147V148H255ZM258 147H260L259 149H258ZM111 148V147H110ZM131 148V149H130ZM229 148V149H228ZM253 148V149H252ZM262 148V149H261ZM39 149V148H38ZM103 151H102V150ZM158 149V150H157ZM164 149H167V150H164ZM176 149H179V150H176ZM181 149V150H180ZM190 151H188V150ZM226 149V150H225ZM232 149V150H231ZM234 149H237L236 151L234 150ZM255 149V150H254ZM34 150H36V148H34ZM94 150V151H93ZM101 150V151H100ZM136 150V152H137V150L139 151L138 153H137V156H136V153H135V155H133V152L132 151H135ZM170 150H172V153H171V151ZM176 150V151H175ZM183 150V151H182ZM193 150H194V152L196 153H194L193 152ZM207 150V151H206ZM231 150V151H230ZM238 150H239V153H238ZM252 150H254V151H252ZM259 150V151H258ZM48 149H45L44 148V150H43V152L44 153H48ZM75 151V150H74ZM73 151V152H74ZM100 151V152H99ZM163 151H164V153H163ZM166 151V152H165ZM168 151L170 152V153H168ZM180 151L182 152V154H180ZM211 153H210V152ZM252 151V152H251ZM40 152V151H39ZM94 152L96 153V155H94ZM102 152V153H101ZM109 152H110V154H109ZM128 152L129 153H131L129 156H128ZM154 152H157V153H154ZM186 152V153H185ZM206 152V153H205ZM214 152V153H213ZM234 154H233V153ZM235 152H237L236 154H235ZM241 152V153H240ZM254 152V153H253ZM98 153H100V154H98ZM154 153V154H153ZM160 153V156L158 155ZM181 155H179V154ZM192 153V154H191ZM210 153V154H209ZM213 153V154H212ZM250 153V154H249ZM258 155H257V154ZM90 154V156H88ZM104 154V155H103ZM177 154V155H176ZM200 155V156H206L207 157V159H206V157H205V159H203L202 157H200V156H198V157H200V158H198L197 156V158L198 159H196V158H194L193 159V157H195V155ZM207 154H209V156L207 155ZM240 154V155H239ZM242 154V155H241ZM247 154V155H246ZM260 154V155H259ZM38 155V158L41 156V159L43 160V162H45V164H47V168L49 167V165L50 166H54V167H58V165L60 166V168H61V166H63V165H61L62 163H59V162H56V161H54V164L52 163L53 161H50V162H48L49 160L40 152V154H37ZM75 155V156H74ZM79 157L78 159L76 158L77 156ZM87 155V156H86ZM162 155L163 156H165V159L162 157ZM171 155V157H173V158H176V160H171L168 156H170ZM175 157H174V156ZM184 155V156H183ZM187 155V156H186ZM191 155H193V156H191ZM212 156V158L213 159H211V156ZM244 155H245V157H244ZM254 155V156H253ZM84 156V157H83ZM178 156V157H177ZM247 156V157H246ZM250 156V157H249ZM259 156V157H258ZM262 156V157H261ZM24 157V158H23ZM66 157V156H65ZM181 157H188V161H186L187 162V164H185V166H179L178 164L179 163H181V162H179V160H180V158ZM221 157V158H220ZM244 157V158H243ZM252 157V158H251ZM88 158H90V159H88ZM166 158H167V160L169 161L168 163H167V161H166ZM177 158H178V161H177ZM214 158H215V160H214ZM238 158V159H237ZM47 159V160H46ZM84 160V159H86V161H87V163H86V161H81V163H82V165H84L83 167H82V165L79 167L78 166V163L80 164V160ZM94 159H96V160H94ZM161 159H158V160H161ZM220 159H221V161H220ZM230 159V160H229ZM259 159V160H258ZM42 160H40L39 159V161H42ZM89 160H91V163H90V165H89ZM166 162H165V161ZM171 160V161H170ZM193 160H195V161H197V163H198V165L196 164V162L195 161H193ZM208 160V161H207ZM214 162H213V161ZM224 160V161H223ZM228 160V161H227ZM232 160V161H231ZM24 161H26V159H25V155H20L19 156V158L16 160V161H12V160H7V161H5L4 162V164H2V165H0V210H5V212L7 211V209L10 207V205H9V203H10V200H9V197H8V195H7V193L9 192V189L11 188V186L13 187V185L14 184H16V181H17V175L15 174H11V176H9L8 175V173H6V171H5V169L6 168H11V167H13V166H16V165H19V167H21V171H20V173L21 174H24V172H23V170H24V164H25V162ZM77 161V162H76ZM173 161V162H172ZM209 162V163H207V162ZM222 162L223 161V163H220V162ZM254 161H257L256 163L254 162ZM13 162H15V163H13ZM41 163V164H44V163ZM76 162V163H75ZM103 162V163H102ZM162 162V161H161ZM165 162V163H164ZM200 162V163H199ZM205 162V163H204ZM211 162L213 163V164H211ZM216 162H218L217 164V166H218V168H216ZM11 163V164H10ZM18 163V164H17ZM40 163V162H39ZM49 163V164H48ZM52 163V164H51ZM207 163V164H206ZM233 163V164H232ZM237 163H239V164H237ZM255 164V168L254 167H252L254 164ZM73 164H76V168L77 169H74V166H73V168H72V165ZM101 164V165H100ZM195 164H196V166H195ZM215 164V165H214ZM221 166H220V165ZM229 164V165H228ZM249 164H250V166H251V168L249 167ZM57 165V166H56ZM169 165H171V167L169 166ZM177 165V166H176ZM201 165V166H200ZM215 166V168L214 167H212V166ZM232 165V166H231ZM243 165V168L241 167ZM262 165V167H260ZM69 166V167H68ZM87 166V167H86ZM106 166V167H105ZM177 167V168H174V167ZM221 168H220V167ZM5 167V168H4ZM99 167V168H98ZM171 168V170H168V169H170ZM189 167H190V169H189ZM194 167V168H193ZM200 167V168H199ZM204 167H206V168H208V170L210 171H208L206 168V170H204L203 168ZM235 167V168H234ZM68 168V169H67ZM80 168H81V170H80ZM84 170H83V169ZM96 168V169H95ZM175 170H174V169ZM192 168V169H191ZM197 168H198V170H197ZM210 168V169H209ZM212 168V169H211ZM248 168H249V170H248ZM260 168H261V170H260ZM58 169H59V167H58ZM71 169H72V171H71ZM74 169V170H73ZM102 169V170H101ZM179 169V170H178ZM181 169V170H180ZM222 169L224 170V171H222ZM236 169V170H235ZM243 169V173H241V170ZM251 169V170H250ZM253 169V170H252ZM111 170V171H110ZM174 170V171H173ZM185 170V171H184ZM194 170V171H193ZM215 170V171H214ZM218 170H220V171H218ZM237 170H239V171H237ZM261 172H260V171ZM85 172L84 174H81V173H79V172ZM105 171V172H104ZM173 171V172H172ZM177 171V172H176ZM179 171V172H178ZM187 171V172H186ZM196 171V172H195ZM207 172V173H204V172ZM211 171H213L212 172V174H211ZM237 171V172H236ZM170 172V173H169ZM183 173V175H182V173ZM188 172H189V175H188ZM194 174H193V173ZM199 172V173H198ZM200 172L202 173V174H200ZM218 172V173H217ZM225 172V174L226 175H224L223 173ZM235 172V173H234ZM241 173V174H239V173ZM259 172V173H258ZM2 173H4L5 175L7 174L8 175V177H1L2 175ZM167 173V174H166ZM180 173V175H182V176H179L178 174ZM190 173H192L193 175L191 176L190 175ZM236 173H238L237 175H236ZM250 173V174H249ZM61 174H62V176H61ZM63 174H64V177H63ZM67 174H69V176L68 177H66V175ZM73 174V178L72 177H70L71 175ZM107 174V175H106ZM173 174H175V175H173ZM185 174V175H184ZM207 174V175H206ZM220 176H219V175ZM224 176H223V175ZM228 174H229V176H228ZM244 174V175H243ZM257 174H259V175H261L260 176V178H259V176L257 175ZM4 175V176H5ZM20 174L18 173V176H19ZM57 175L59 176V178L60 177H63L62 179H59L58 180V178H57ZM85 175V176H84ZM169 175V176H168ZM170 175H171V177H170ZM188 175V177H192V179L190 178V180H188L189 182H186V180H183L184 182L182 183V179L183 178H181V177H185V176H187ZM214 175H216V178H215V176ZM217 175H218V177H217ZM235 175V177H233ZM242 175V176H241ZM252 175V176H251ZM81 176H83V177H81ZM177 176V177H176ZM180 177V179H179V177ZM196 176H198V177H196ZM200 176V177H199ZM13 177V178H12ZM212 177V178H211ZM228 177V178H227ZM239 177V178H238ZM244 179H243V178ZM248 179H247V178ZM263 177V178H262ZM5 178H6V181H5ZM11 178V179H10ZM55 178H56V180H55ZM67 178V179H66ZM72 178V179H71ZM78 178V180H76ZM82 178V179H81ZM160 178H164V182H163V184L160 186V188H159V184H158V179H160ZM167 178V179H166ZM169 178V179H168ZM173 178V179H172ZM221 178V179H220ZM224 178V179H223ZM230 178H232V179H230ZM2 179V180H1ZM80 179V180H79ZM91 181H90V180ZM118 179V175L116 176V180ZM150 179V180H151ZM170 179H172V181L169 183L168 181H170ZM176 179L179 181H181L180 183L182 184V185H179L180 183L178 182V181H176ZM184 179H188L187 177H185ZM199 179H202V180H199ZM212 179H214V180H212ZM227 179L228 180H231L230 182H228L227 181ZM233 179L235 180V181H233ZM246 179V180H245ZM15 180V181H14ZM72 181V182H69V181ZM166 180H168V181H166ZM209 180V181H208ZM211 180V181H210ZM261 180V181H260ZM11 181V182H10ZM14 183H13V182ZM58 181V182H57ZM60 181V182H59ZM76 181V183H73V182H75ZM174 181H176V182H174ZM227 181V182H226ZM236 181H238L237 183H233V182H236ZM240 181L243 183V184H241L240 185ZM64 182V183H63ZM81 182V181H80ZM156 182V183H155ZM179 183V184H176V183ZM192 182V183H191ZM249 182H251V183H249ZM256 183V184H254V183ZM262 184H261V183ZM113 183V181L111 180V179H109L108 181H107V184H112ZM173 183V186H172V188L170 187L169 188V186L171 185ZM185 183H186V185H185ZM200 183V182H199ZM225 183V184H224ZM239 183V184H238ZM245 183V184H244ZM248 183L250 184V186H247V188L245 187L246 185H248ZM257 183H258V186H257ZM88 184V185H87ZM141 184H142V182H139L138 180L135 182V183H133V186L135 187L134 188V191H136V193H134V192H132L131 193V197H133V196H137V198L136 199H138L139 198V196H140V193H139V188L141 187ZM153 184V185H152ZM187 184H190L189 186L187 185ZM230 184H234L235 186H237L238 188H236V190H235V186H233L232 187V185H230ZM260 184V185H259ZM62 185V186H61ZM175 185H178V186H175ZM220 185V186H219ZM222 185V186H221ZM228 185H229V187H228ZM138 186H140V187H138ZM153 186V187H152ZM166 186V187H165ZM168 186V187H167ZM175 186V187H174ZM182 186V187H181ZM216 187V191L214 190V188ZM220 187V189H219V187ZM227 186V187H226ZM254 186V187H253ZM10 187V188H9ZM65 188V189H63V188ZM80 187H82L81 189H80ZM165 187V188H164ZM173 187H174V189H173ZM225 187L226 188H229L232 192L230 193V191H229V189H226L225 190ZM230 187H232V188H234V189H232V188H230ZM251 187H253V188H251ZM260 187H261V190L262 191H260ZM9 188V189H8ZM67 188V189H66ZM79 188V189H78ZM108 188H110V187H108ZM145 188V189H144ZM150 188H148V189H150ZM164 190H163V189ZM177 188V189H176ZM181 188H182V190H181ZM243 188V189H242ZM246 188V189H245ZM249 188H251V189H253V190H251V189H249ZM2 189V190H1ZM130 189V188H129ZM180 189V190H179ZM209 189H207V191L209 190ZM248 189V190H247ZM63 190V192H61ZM89 190V189H88ZM127 191H128V189H126ZM132 190V189H131ZM163 190V191H162ZM178 190H179V192H178ZM183 190L185 191V192H183ZM223 190V191H222ZM234 190L235 191H237V192H234ZM239 190V191H238ZM243 190V191H242ZM245 190V191H244ZM133 191V190H132ZM225 191V192H224ZM227 191V192H226ZM229 191V192H228ZM241 191L242 192H244V193H241ZM162 192V193H161ZM168 192H170V193H168ZM171 192L173 193V194H171ZM234 192V193H233ZM263 192V193H262ZM139 194V195H136V194ZM179 193V194H178ZM240 193V194H239ZM245 193H247V194H245ZM250 193H251V195H250ZM2 194H4V195H2ZM160 194V195H159ZM161 194H164L163 196L161 195ZM168 194H170L171 196H168ZM175 194V195H174ZM189 194V195H188ZM204 194H206V193H204ZM238 197V199H237V197H235V195ZM238 194V195H237ZM260 194V195H259ZM25 195V193H22V195L18 198V202H20L19 200H20V198L22 199V196H24ZM68 195H66V196H68ZM174 195V196H173ZM232 195V196H231ZM243 195H244V197H245V195H246V197L244 198V199H242L243 198ZM249 197H248V196ZM258 195H259V197H258ZM193 196H195V198H196V200H195V198L193 197ZM228 196H231V197H229L228 198ZM234 196V197H233ZM92 197L93 196H89L87 199H88V201L90 200H92ZM198 197L200 198V199H203V200H199L198 201ZM218 199V201L220 202V200L221 199H223V200H221V202L220 203H218V201L216 200V198ZM224 197V198H223ZM239 197H240V199H239ZM242 197V198H241ZM157 198V199H156ZM164 198V199H163ZM166 198V199H165ZM220 198V199H219ZM236 200H235V199ZM256 198V199H255ZM261 198V199H260ZM171 199V200H170ZM229 199L231 200L230 201V203H228L229 202ZM255 199V200H254ZM240 200H242L241 202H240ZM243 200H245V201H243ZM250 200H254L252 203H251V201ZM256 200H258L259 202L261 201V203H259V202H257ZM89 201V202H90ZM155 201H153V202H155ZM199 202V205L198 204H196L197 202ZM225 201V202H224ZM233 201V202H232ZM249 201H250V205H249ZM92 202V201H91ZM164 203V204H162V203ZM167 202V203H166ZM196 202V203H195ZM237 202V203H236ZM242 202H244V203H242ZM257 202V203H256ZM201 203V204H200ZM217 203V204H216ZM254 203V204H253ZM258 203H259V205H260V207L258 206ZM213 204V205H212ZM216 204V205H215ZM247 204V205H246ZM163 205H165V206H163ZM169 205V206H168ZM215 205V206H214ZM220 205H222V207H224L223 208V210H222V207L220 206ZM224 205V206H223ZM238 205V206H237ZM241 205V206H240ZM245 207H244V206ZM251 205H252V207H251ZM197 206V207H196ZM209 206V207H210ZM217 206V207H216ZM257 206V207H256ZM92 208H93V205L91 206ZM95 207V206H94ZM96 207H97V205H96ZM155 207V208H154ZM207 207L206 208V210L208 209V210H210V208H212V207ZM215 207H216V209H215ZM240 207V208H239ZM243 207V208H242ZM252 209H251V208ZM246 209V210H243V209ZM258 208V209H257ZM264 208V207H263ZM152 209V210H151ZM236 209H238V210H236ZM25 209H23V211H24ZM179 210L180 211H182L183 212V210L181 209V208H179V207H177L176 208V214H174L172 217L174 218L173 220H174V224H175V222H176V225L177 226H180V228H189L188 229V234L186 235V236H189V244L190 245H197V246H201L200 245V243H201V239H199L201 236H202V232H203V234H204V230H205V226L207 225V223H209V216L207 215V214H205V215H207V216H205L207 219H209L208 221L207 220H205V219H203V215L202 214H197L198 216L197 217H201L202 219H199L201 222H198V224L196 223H194V222H196L195 221V219H194V221H192L193 220V217H192V215L190 216V214L189 213H191L190 212V210L188 211L189 213L187 214V213H183L182 214V212H179ZM227 210V211H226ZM248 210V211H247ZM260 210V211H259ZM194 211V212H193ZM242 211H244V212H242ZM100 212V213H99ZM105 212V207L104 206H100V208L97 210V215L99 216L100 214H103ZM251 212H254V214L256 215L255 217V219L253 220V216H254V214L253 213H251ZM191 213V214H192ZM206 213H208V212H206ZM260 213H262V214H260ZM23 214V213H22ZM181 214H182V217H183V215H185L184 217L186 218V216L187 217H189L190 216V218H189V220H190V223L189 222H187V221H189V220H187L188 218H186V220L184 219V217H183V219H182V217H180L179 218V216H181ZM187 214V215H186ZM204 214V213H203ZM253 216H252V215ZM176 215V216H175ZM240 215H242V216H240ZM259 215V216H258ZM239 216L241 217V218H239ZM250 217L251 216V219L250 218H248V220H247V217ZM258 216V217H257ZM253 217V218H252ZM235 218V219H234ZM257 218H259V219H257ZM261 218V219H260ZM177 219V220H176ZM246 219V220H245ZM179 220V221H178ZM185 220V221H184ZM204 220H205V222H204ZM240 220V221H239ZM242 220H244V222H248L247 224L246 223H244V222H242ZM232 221V222H233ZM254 221H256V222H254ZM187 222V223H186ZM204 224H203V223ZM251 222L252 223H255L254 225L253 224H251ZM263 222V223H262ZM151 223H153V222H151ZM151 223H149V224H151ZM192 223H194L193 225H196L195 227L193 226V228L192 229H194L193 230V233L195 232V230L198 232V233H200V234H197V232H196V234L193 236V233H192V230H191V226H192ZM246 224V225H249V226H247L246 228L244 227V226H246V225H243V227H242V224ZM262 223V224H261ZM189 224H190V226H189ZM204 225V228L203 229H199V228H202L203 227V225H202V227L200 226V225ZM253 225V226H251V225ZM258 224V225H257ZM199 226V228H197L198 226ZM188 226V227H187ZM254 226H255V228H254ZM237 227H238V229L239 228H241V229H237ZM257 227H258V229H257ZM260 227V228H259ZM264 227V226H263ZM195 228H197V229H195ZM235 228V229H234ZM245 228V229H244ZM198 229L200 230V231H198ZM247 229H250V230H247ZM254 229V230H253ZM259 229H260V231H262L261 232V234H260V231H259ZM189 230L191 231V233L189 232ZM142 232V230L141 229H139L138 230V232H137V234L139 233V232ZM239 231H242L243 232V235H242V232H239ZM246 231V232H245ZM258 231V232H257ZM233 232V233H232ZM249 233V234H248ZM251 233V234H250ZM255 233V234H254ZM260 235H259V234ZM199 235V240L197 239V236ZM225 236H223V237H221V240H225V238H229V237H227V235L228 234H224ZM243 237H242V236ZM250 235H251V238H250ZM252 235H254V237L252 236ZM255 235H259L258 237H256ZM261 235H263V237L261 236ZM11 236V235H10ZM135 236H137V235H135ZM186 236H182V237H186ZM195 236H196V238H195ZM236 236V237H235ZM239 236H241L240 238L242 239L241 240V243L239 244L238 242H240V240H239ZM249 236V237H248ZM191 237H192V239H195V242H193L192 240H191ZM194 237V238H193ZM256 237V238H255ZM260 237H261V239H260ZM8 239H6L5 237L4 238H2L1 236H0V264H17L18 262L17 261H19L20 262V264H22V263H25V264H35L36 262L38 263V262H40V263H43L44 262V260H46V258L44 259V258H42V257H44V256H46L49 252H50V250H49V248H47V247H45V245L44 244H42L41 246H40V248L41 247H43V249H40V250H38V251H35V252H33L34 250H36V249H39V248H31V252H29V254H32L33 256H35V257H31V258H29V257H24V256H21V254L23 255V254H26L28 251H30V247H33V246H30L29 247V249L28 248H25V247H23L22 249H24L25 248V251H27V252H25L24 253V250H22L21 249V251H23V252H21V253H19V256L18 257H22L21 259H19L18 260V258L17 259H15L14 261H16V262H14L13 261V259L11 260V257L9 258L8 257V253H10V252H12V253H10V254H15L14 256L15 257H17L16 256V251L14 250V248L12 249L11 248V246H13L12 244L14 243L13 241H14V237L12 236V237H10V239H9V237H7ZM13 238V239H12ZM245 238V239H244ZM250 238V239H249ZM254 238V239H253ZM246 239H247V241H250L251 239H253V241L251 240L250 241V244L249 243H247V241H246ZM256 239H259V241H257ZM150 240V239H149ZM149 240H144V241H146V242H144L143 243V248L145 249V248H147L148 247V245L147 244H149ZM237 240V241H236ZM243 240H245V242H243ZM262 242H261V241ZM190 241H191V243H190ZM197 241V242H196ZM11 242H12V244H11ZM252 242V243H251ZM259 242V244H257L256 245V243H258ZM151 243H154V241H152ZM236 243H238L240 246H238V247H236L237 245H236ZM243 243V244H242ZM122 244H123V246H122ZM121 245H119L118 247L120 248V250H118L117 248V250H116V255H117V253L120 255H122V250H123V248L126 246V243H122ZM243 246H242V245ZM251 244H253L252 246H251ZM261 244V245H260ZM260 245V246H259ZM128 246V245H127ZM250 246V247H249ZM7 247V248H6ZM252 247V248H251ZM47 248V249H46ZM126 248V247H125ZM258 249V250H257ZM261 249V250H260ZM263 249V250H262ZM4 250V251H3ZM33 250V251H32ZM42 250V252L43 253H41L40 251ZM48 250V251H47ZM239 250V249H238ZM261 252H260V251ZM119 251V252H118ZM214 251V252H213ZM232 251V250H231ZM231 251H227V253H229V254H227L228 256H230V254L232 253ZM234 251H233V255L236 253H239V251H240V255L242 254V255H244L243 257H245V249H244V251H243V249L241 248L238 252L236 251L235 253H234ZM242 251H243V253H242ZM246 251V252H247ZM5 252H7V253H5ZM16 252V253H15ZM34 254H33V253ZM45 252V253H44ZM211 252V253H210ZM221 252H223V251H221ZM231 252V253H230ZM247 252V253H248ZM3 253H4V256H5V254H6V257H2V255H3ZM38 253V254H37ZM145 253V250L143 251V253L142 254H144ZM226 253V252H225ZM261 255H260V254ZM10 254H9V256H10ZM210 254H212V257H211V255ZM217 254H222V253H219L218 252V250H208V252H207V254H206V256H205V258H207V259H209V257H210V259L209 260H211L212 262H211V264L213 263V261H214V263L215 264H226L225 262H227V261H229V263H227V264H230L231 262L230 261H234L235 259H239L240 257V255L238 256V254L237 255H234V256H237V257H239V258H237V257H233V256H231V257H233V258H229L228 256H226V257H228L229 259H227V260H223L222 261V259H221V261H220V256H218L219 258H217ZM231 254V255H232ZM40 255H41V257H40ZM118 255V256H119ZM11 256H13V255H11ZM216 256V257H215ZM247 256V255H246ZM2 257V258H1ZM24 257V258H23ZM43 259V262H42V260L40 259ZM121 257V256H120ZM141 257V260L142 261H138L140 264H145L146 262V264H153V261L155 260H153V261H151L150 259H149V261H148V258L147 259H145L144 260V256H140ZM242 257V256H241ZM242 257V259H244ZM249 257H250V253L248 254V256H247V258L249 259ZM260 259V260H258V258ZM7 258H9V259H7ZM33 258H35V259H33ZM156 258V257H155ZM252 258V257H251ZM250 258V259H251ZM257 258V259H256ZM31 259H32V261H33V263H32V261H31ZM173 259V258H172ZM215 259V260H214ZM217 259H219L218 261H220V262H216L217 261ZM249 259V260H250ZM30 260V261H29ZM37 260V261H36ZM41 260V261H40ZM248 261L247 259H244V261ZM252 260V259H251ZM233 261H232V264H235V261H236V263H237V260H235L234 261V263H233ZM240 261H241V259H240ZM252 261H254V260H252ZM259 261H261V262H259ZM46 262V261H45ZM36 263V264H37ZM40 263H38V264H40ZM210 264V262H207V264ZM239 263V262H238ZM19 264V263H18ZM45 264V263H44ZM160 264V263H159ZM161 264H163V262L161 263Z\"/></svg>", "mask_w": 264, "mask_h": 264}, {"label": "bare ground", "instance_id": "6f19581e", "mask_svg": "<svg viewBox=\"0 0 264 264\" xmlns=\"http://www.w3.org/2000/svg\"><path fill=\"white\" fill-rule=\"evenodd\" d=\"M36 1V0H35ZM47 1V0H46ZM83 1V0H82ZM96 1V0H95ZM98 1V0H97ZM107 1V0H106ZM127 1V0H126ZM145 1V0H144ZM143 1V3H145ZM148 1V0H147ZM184 1V0H183ZM213 1H215V0H213ZM228 1V0H227ZM233 1V0H232ZM249 1V0H248ZM258 1V0H257ZM11 2V1H10ZM37 2V1H36ZM49 2V1H48ZM80 2V1H79ZM87 2V1H86ZM100 2V1H99ZM128 2V1H127ZM126 2V3H127ZM130 2H132V0L130 1ZM130 2H129V4H130ZM167 2V1H166ZM171 2H173V1H171ZM222 2V1H221ZM236 2H237V0H236ZM24 3H26L25 1H24ZM44 3V2H43ZM103 3H104V1H103ZM102 3V4H103ZM106 3V2H105ZM111 1H110V5H111ZM147 3V2H146ZM150 2L148 1V4H149ZM170 3V2H169ZM180 3V2H179ZM184 3V2H183ZM211 3V2H210ZM216 3V2H215ZM214 3V4H215ZM232 3V2H231ZM20 4H22V2H20ZM36 4V3H35ZM87 4V3H86ZM132 4H133V2H132ZM147 4V5H148ZM159 4V3H158ZM213 4V3H212ZM227 4V3H226ZM18 5H19V3H18ZM24 5V4H23ZM22 5V6H23ZM32 5V4H31ZM37 5V4H36ZM46 5V4H45ZM80 5H83V3L82 4H80ZM93 5V4H92ZM106 5H108V4H106ZM114 5V4H113ZM119 5V4H118ZM123 5H125V3L123 4ZM134 5V4H133ZM145 5V4H144ZM171 5H172V3H171ZM186 5H187V3H186ZM209 5V4H208ZM230 5V4H229ZM228 5V6H229ZM232 5V4H231ZM234 5H236V4H234ZM29 5H27V7H28ZM98 6V5H97ZM127 6V5H126ZM130 6V5H129ZM141 6V5H140ZM164 6V5H163ZM169 6V5H168ZM199 6V5H198ZM223 6H225L224 5V3H223ZM222 6V7H223ZM227 6V7H228ZM242 6V5H241ZM32 7V6H31ZM34 7V6H33ZM46 7V6H45ZM44 7V8H45ZM102 7V6H101ZM104 7V6H103ZM113 7H115V6H113ZM136 7V6H135ZM149 7L150 6H148V10H149ZM154 7V6H153ZM177 7V6H176ZM179 7V6H178ZM178 7H177V9H178ZM200 7V6H199ZM214 7V6H213ZM232 7H234L233 5H232ZM41 8H42V6H41ZM43 8V9H44ZM86 9H88V7L86 6L85 7ZM100 8V7H99ZM107 8H108V6H107ZM144 8V7H143ZM162 8V7H161ZM174 8V7H173ZM205 8V7H204ZM231 8V7H230ZM28 9H29V7H28ZM92 9V8H91ZM90 9V10H91ZM97 9V8H96ZM134 9V8H133ZM170 9V8H169ZM203 9V8H202ZM210 9H211V6H210ZM218 9V8H217ZM224 9V8H223ZM12 10V9H11ZM14 10V9H13ZM18 10V9H17ZM20 10V9H19ZM89 10V9H88ZM108 10V9H107ZM117 10V9H116ZM148 10H146V11H148ZM174 10H176V9H174ZM179 10V9H178ZM204 10V9H203ZM213 10V9H212ZM214 10L216 11V9L214 8ZM246 10V9H245ZM248 10H249V8H248ZM259 10H261V8L259 9ZM22 11V10H21ZM25 11V10H24ZM43 11H45V10H43ZM86 11V10H85ZM128 11V10H127ZM130 11V10H129ZM136 11V10H135ZM140 11H141V9H140ZM160 11V10H159ZM171 11V10H170ZM172 11H173V9H172ZM197 11H199V10H197ZM228 11V10H227ZM26 12V11H25ZM41 12V11H40ZM87 12V11H86ZM92 12V11H91ZM94 12V11H93ZM109 12V11H108ZM110 12H112V11H110ZM125 12V11H124ZM133 12V11H132ZM131 12V13H132ZM161 12V11H160ZM186 12V11H185ZM232 12V11H231ZM255 12V11H254ZM257 12V11H256ZM15 13V12H14ZM17 13H18V11H17ZM82 13H84V12H82ZM103 13V12H102ZM107 13V12H106ZM137 13V12H136ZM135 13V14H136ZM147 13H149V12H147ZM166 13V12H165ZM178 13V12H177ZM194 13V12H193ZM198 13V12H197ZM196 13V14H197ZM201 13H202V10H201ZM211 13H213V12H211ZM11 14V13H10ZM16 14V13H15ZM19 14V13H18ZM34 14V13H33ZM39 14H41V13H39ZM52 14V13H51ZM87 14V13H86ZM91 14V13H90ZM95 14V13H94ZM109 14V13H108ZM127 14V13H126ZM138 14V13H137ZM144 14V13H143ZM163 14V13H162ZM168 14V13H167ZM186 14V13H185ZM213 14H215V13H213ZM224 14V13H223ZM226 14V13H225ZM233 14V13H232ZM247 14V13H246ZM253 14V13H252ZM251 14V15H252ZM29 15V14H28ZM35 15V14H34ZM41 15H43V14H41ZM129 15V14H128ZM155 15V14H154ZM174 15V14H173ZM211 15V14H210ZM234 15V17H235V15L236 14H233ZM238 15V14H237ZM258 15V14H257ZM14 16V15H13ZM109 16V15H108ZM108 16H106V17H108ZM123 16V15H122ZM121 16V17H122ZM150 16H151V14H150ZM183 16V15H182ZM192 16V15H191ZM201 16H203L202 14H201ZM214 16V15H213ZM222 16V15H221ZM226 16V15H225ZM27 17H30V16H27ZM72 17H73V15H72ZM75 17V16H74ZM88 17V16H87ZM97 17V16H96ZM100 17V16H99ZM99 17H97V19L99 18ZM102 17V16H101ZM105 17V16H104ZM124 17H126L125 15H124ZM128 17V16H127ZM130 17V16H129ZM132 17V16H131ZM135 17V16H134ZM138 17V16H137ZM146 17V19H147V16H145ZM144 17V15H143V18H145ZM156 17H157V15H156ZM158 17H159V13H158ZM157 17V18H158ZM163 17V16H162ZM161 17V18H162ZM173 17V16H172ZM196 17V16H195ZM200 17V16H199ZM206 17V16H205ZM211 17V16H210ZM216 17V16H215ZM31 18V17H30ZM84 18V17H83ZM89 18V17H88ZM115 18V17H114ZM149 18V17H148ZM160 18V17H159ZM158 18V19H159ZM191 18V17H190ZM227 18V17H226ZM250 18V17H249ZM52 19V18H51ZM71 19H73V18H71ZM85 19H86V16H85ZM93 19H95V18H93ZM96 19V20H97ZM133 19V18H132ZM140 19V18H139ZM150 19V18H149ZM167 19L168 18H166V21H165V23L166 22H168L167 21ZM224 19V18H223ZM222 19V20H223ZM242 19H244V18H242ZM251 19V18H250ZM18 21H19V18L17 19ZM39 20V19H38ZM37 20V21H38ZM91 20V19H90ZM136 20V19H135ZM170 20V19H169ZM181 20H183V19H181ZM188 20V19H187ZM197 20V19H196ZM206 20V19H205ZM227 20H228V18H227ZM263 20V19H262ZM33 21V20H32ZM85 21V20H84ZM87 21V20H86ZM109 21V20H108ZM114 21V20H113ZM118 21V20H117ZM134 21V20H133ZM148 21V20H147ZM174 21H175V19H174ZM184 21V20H183ZM191 21V20H190ZM240 21V20H239ZM243 21V20H242ZM29 22H30V19H29ZM93 22V21H92ZM122 22V21H121ZM121 22H119V23H121ZM140 22V21H139ZM160 22H162V20H160ZM159 22V23H160ZM164 22V21H163ZM201 22V21H200ZM243 22H245V19H244V21ZM262 23H263V21H261ZM27 23V22H26ZM85 23V22H84ZM102 23V22H101ZM135 23V22H134ZM140 23H142V21L140 22ZM158 23V24H159ZM164 23V24H165ZM182 23H184V22H182ZM186 23V22H185ZM202 23V22H201ZM232 23V22H231ZM250 23V22H249ZM30 24V23H29ZM28 24V25H29ZM38 24H40V23H38ZM95 24V23H94ZM132 24V23H131ZM143 24H144V22H143ZM155 24H157V23H155ZM154 24V25H155ZM190 24H192L191 22H190ZM198 24H200V23H198ZM208 24V23H207ZM211 24H213V21H212V23ZM211 24H209V25H211ZM215 24H216V22H215ZM2 25H3V22H2ZM33 26V23H31L30 24V26ZM41 25V24H40ZM82 25V24H81ZM126 25H129V24H126ZM126 25H124V26H126ZM135 26L137 25V24H134ZM147 25H149V24H147ZM146 25V26H147ZM161 25L163 26V23H161ZM173 25V24H172ZM171 25V26H172ZM183 25V24H182ZM195 25V24H194ZM221 25H222V23H221ZM220 25V26H221ZM261 25V24H260ZM259 25V26H260ZM5 26V25H4ZM35 26V25H34ZM86 26V25H85ZM94 26V25H93ZM92 26V27H93ZM120 26V25H119ZM130 26V25H129ZM145 26V27H146ZM152 26V25H151ZM151 26H149L150 28H151ZM159 26V25H158ZM223 26V25H222ZM225 26V25H224ZM247 26V25H246ZM41 27H42V25H41ZM95 27H96V25H95ZM99 27V26H98ZM98 27H97V30H98ZM121 27V26H120ZM134 27V26H133ZM169 27V26H168ZM196 27H198L197 25H196ZM230 27V26H229ZM231 27H233V26H231ZM255 27V26H254ZM28 28H29V26H28ZM28 28H26V29H28ZM31 28H33V27H31ZM51 28V27H50ZM84 28V27H83ZM124 28V27H123ZM126 28V27H125ZM132 28V27H131ZM210 28H212V26L211 27H209L208 29H210ZM227 28H228V26H226V28L224 29V30H227ZM240 28V27H239ZM247 29H249V26H247L246 27ZM2 29H3V26H2ZM94 29V28H93ZM107 29H108V27H107ZM163 29V28H162ZM167 29V28H166ZM207 29V28H206ZM231 29V28H230ZM1 30V29H0ZM15 30V29H14ZM96 30V29H95ZM96 30V31H97ZM148 30V29H147ZM155 30V29H154ZM159 30V29H158ZM170 30V29H169ZM188 30V29H187ZM186 30V31H187ZM201 30V29H200ZM229 30V29H228ZM250 30H251V28H250ZM252 30H254V29H252ZM11 31V30H10ZM27 31V30H26ZM36 31V30H35ZM40 31H41V29H40ZM78 31V29L76 30V32ZM86 31V30H85ZM89 31V30H88ZM102 31H103V29H102ZM109 31V30H108ZM120 31V30H119ZM194 31V30H193ZM199 31V30H198ZM204 31H206V30H204ZM217 31V30H216ZM220 31V30H219ZM233 31V30H232ZM257 31V30H256ZM255 31V32H256ZM3 32V31H2ZM32 32V31H31ZM39 32V31H38ZM38 32H35V33H38ZM51 32V31H50ZM76 32H74V33H76ZM79 32V31H78ZM105 32V31H104ZM118 32V31H117ZM126 32V31H125ZM131 32V31H130ZM130 32H128V33H130ZM137 32H139V31H137ZM163 32V31H162ZM166 32V31H165ZM167 32H168V30H167ZM177 32V31H176ZM226 32V31H225ZM14 33V32H13ZM106 33H107V31H106ZM106 33H104V34H106ZM109 33V32H108ZM122 33V32H121ZM140 33V32H139ZM205 33V32H204ZM203 33V34H204ZM216 33V32H215ZM232 33V32H231ZM249 33H250V31H249ZM263 33V32H262ZM16 34V33H15ZM32 34V33H31ZM47 34H49V33H47ZM55 34V33H54ZM70 34V33H69ZM162 34V33H161ZM161 34H159V35H161ZM166 34V33H165ZM168 34V33H167ZM190 34V33H189ZM193 34H194V32H193ZM220 34V33H219ZM229 34V33H228ZM248 34V33H247ZM264 34V33H263ZM11 35V34H10ZM22 35V34H21ZM33 35V34H32ZM92 35H94V34H92ZM153 35H155V34H153ZM196 35V34H195ZM201 35V34H200ZM242 35V34H241ZM250 35V34H249ZM7 36V35H6ZM52 36V35H51ZM74 36V35H73ZM76 36H77V33H76ZM121 36V35H120ZM139 36V35H138ZM150 36V35H149ZM179 36V35H178ZM193 36V35H192ZM233 36V35H232ZM239 36V35H238ZM1 37V36H0ZM25 37V36H24ZM93 37V36H92ZM119 37V36H118ZM127 37V36H126ZM125 37V38H126ZM129 37V36H128ZM152 37V36H151ZM159 37V36H158ZM182 37V36H181ZM191 37V36H190ZM201 37V36H200ZM214 37V36H213ZM220 37V36H219ZM222 37V36H221ZM220 37V38H221ZM229 37V36H228ZM227 37V38H228ZM248 37V36H247ZM256 37H258V36H256ZM263 37V36H262ZM2 38V37H1ZM5 38V37H4ZM7 38V37H6ZM20 38L22 39V37L20 36ZM30 38V37H29ZM88 38V37H87ZM98 38V37H97ZM130 38V37H129ZM132 38V37H131ZM170 38V37H169ZM173 38V37H172ZM175 38V37H174ZM206 38V37H205ZM254 39H256L255 37H253ZM8 39V38H7ZM31 39V38H30ZM30 39H29V41H30ZM34 38H32L31 40H33ZM72 39V38H71ZM91 39V38H90ZM171 39V38H170ZM200 39V38H199ZM204 39V38H203ZM216 39V38H215ZM228 39H230V38H228ZM238 39V38H237ZM92 40V39H91ZM128 40V39H127ZM137 40V39H136ZM146 40V39H145ZM165 40H167V39H165ZM184 40H187V36H186V39H184ZM192 40V39H191ZM191 40L189 41V42H191ZM201 40V39H200ZM207 40H209V39H207ZM207 40H206V42H207ZM222 40V39H221ZM224 40H226V39H224ZM240 40H242V39H240ZM244 40H245V38H244ZM243 40V41H244ZM259 40H261L260 38H258L257 39V41H259ZM1 41V40H0ZM21 41H23V40H21ZM34 41H35V39H34ZM163 41V40H162ZM218 41H219V39H218ZM217 41V42H218ZM237 41V40H236ZM256 41V42H257ZM80 42H82V41H80ZM90 42H92V41H89V43ZM125 42V41H124ZM137 42H139V41H137ZM188 42V43H189ZM212 42H214L213 40H212ZM216 42V43H217ZM223 42V41H222ZM225 42V41H224ZM227 42H228V40H227ZM226 42V43H227ZM235 42V40L233 41V43ZM254 42L255 41H253L252 40V46H250L251 48H255V45H256V42H255V45H254ZM262 42V41H261ZM13 43V42H12ZM29 43V42H28ZM32 43V42H31ZM167 43H168V41H167ZM169 43H171L170 41H169ZM193 43V42H192ZM199 43V42H198ZM208 43V42H207ZM236 43L237 42H235V44H234V46H232V48L233 47H235L236 48ZM238 43L240 44V42L238 41ZM250 43V44H251ZM1 44V43H0ZM16 44V43H15ZM143 44H145L146 45V43H143ZM164 44H165V42H164ZM200 44V43H199ZM210 44H211V42H210ZM209 44V46L208 47H211V45ZM242 44V43H241ZM241 44H240V46H241ZM247 45V47L245 48V49H248V43H243V48ZM260 44V43H259ZM26 45H28L27 43H26ZM77 46L76 47H79L78 46V44H76ZM91 45V44H90ZM97 45V44H96ZM163 45V44H162ZM174 45V44H173ZM172 45V46H173ZM179 45V44H178ZM202 45V46H201ZM201 45H198V46H201V49L203 50L204 48L203 47H205L206 45L205 44H201ZM208 45V44H207ZM213 45V44H212ZM218 44H215V47L217 46ZM223 45V44H222ZM231 45H233V44H231ZM238 45V44H237ZM258 45V44H257ZM256 45V46H257ZM262 45H264V44H262ZM8 46V45H7ZM6 46V50L9 48V47H7ZM32 46V45H31ZM31 46H30V48H31ZM194 46V45H193ZM228 46H229V44H228ZM240 46H239V49H241L240 48ZM4 47V46H3ZM33 47V46H32ZM96 47V46H95ZM145 47V46H144ZM143 47V48H144ZM165 47H166V45H165ZM176 47V46H175ZM185 47H187V46H185ZM196 47V46H195ZM219 47H221V46H219ZM260 47V46H259ZM259 47H256V48H258V50L257 51H259V50H261V52H259V53H263L262 51V47H264V46H262V47H260L261 49H259ZM16 48H18V47H16ZM193 48V47H192ZM212 48V47H211ZM211 48H205V49H207V50H209L210 51V49ZM214 48V47H213ZM218 48V47H217ZM222 48V47H221ZM227 48V47H226ZM231 48V47H230ZM234 48V49H235ZM238 48V47H237ZM237 48H236V51H237ZM28 50H29V47L27 48ZM182 49V48H181ZM188 49V48H187ZM200 49V50H201ZM220 49V48H219ZM218 49V50H219ZM238 49V50H239ZM250 49V48H249ZM14 50V49H13ZM161 50V49H160ZM193 50H195L196 51V49L194 48ZM214 50H216V48L214 49ZM227 50V49H226ZM233 50V49H232ZM242 50H244V49H242ZM252 50V49H251ZM251 50H248L249 52H252L253 53V51H251ZM16 51V50H15ZM77 51V53L79 52V49L78 50H76ZM143 51V50H142ZM142 51H140L141 53H142ZM145 51V50H144ZM143 51V52H144ZM159 51V50H158ZM181 51V50H180ZM184 51V50H183ZM189 51V50H188ZM213 50H211V52H212ZM221 51V50H220ZM227 51H229V47H228V50ZM245 51V50H244ZM243 51V52H244ZM247 51V50H246ZM34 52V51H33ZM123 52V51H122ZM125 52V51H124ZM161 52V51H160ZM159 52V53H160ZM182 52V51H181ZM193 51H191V53H192ZM216 52V51H215ZM218 52V51H217ZM216 52V54H218ZM224 52H226V51H224ZM231 52V51H230ZM242 52V53H243ZM173 53V52H172ZM176 53V52H175ZM174 53V54H175ZM186 53V52H185ZM188 53H190V52H188ZM203 53V52H202ZM201 53V54H202ZM208 53V52H207ZM238 53V52H237ZM240 53V52H239ZM241 53V54H242ZM245 54H243V55H246V53L247 52H244ZM256 52H254L253 54H255ZM258 53V54H259ZM21 55H23V53H20ZM31 54H34V53H32L31 52ZM85 54H86V52H85ZM98 54V53H97ZM100 54V53H99ZM123 54V53H122ZM143 54V53H142ZM162 54V53H161ZM173 54V55H174ZM209 54H211V56H212V53H209ZM209 54H208V57H209V59H208V57H207V55H206V58L210 61V60H212L211 58V56H209ZM214 54V53H213ZM229 54V53H228ZM231 54L233 55V52H231ZM240 54V55H241ZM248 54H250V53H248ZM258 54H256V55H258ZM17 55V54H16ZM27 55V54H26ZM82 55V54H81ZM86 55H89V54H86ZM145 55V54H144ZM158 55V54H157ZM165 54H163V56H164ZM167 55H168V53H167ZM172 55V56H173ZM187 55V54H186ZM189 55V54H188ZM193 55H195V53H193ZM215 55V54H214ZM226 54H224L223 56H225ZM230 55V54H229ZM228 55V56H229ZM242 55V56H243ZM254 56V59H255V57L257 58L258 57V59H255V60H257V62L259 61V62H262L261 60H259L260 58H259V56ZM67 56V55H66ZM83 56H85V55H83ZM98 57H99V55H97ZM136 56V55H135ZM138 56H139V54H138ZM162 56V55H161ZM178 56V55H177ZM196 56H198V55H195V57ZM220 56V55H219ZM247 56V55H246ZM246 56H244L245 58H246ZM12 57V56H11ZM28 57V56H27ZM72 57V56H71ZM87 57V56H86ZM89 57V56H88ZM87 57V58H88ZM158 57V56H157ZM165 58L167 57V56H164ZM185 56H183V58H184ZM188 57V56H187ZM201 57V56H200ZM202 57H204V56H202ZM201 57V58H202ZM226 57V56H225ZM235 57V56H234ZM251 57H252V55H251ZM251 57H250V59H251ZM16 58V57H15ZM73 58V57H72ZM71 58V59H72ZM94 58H95V56H94ZM173 58V57H172ZM180 58H182V56H180ZM197 58H199V57H197ZM213 58H215V57H213ZM223 58V57H222ZM226 58H228V57H226ZM226 58H224L223 59V62L225 61V59ZM232 58V57H231ZM230 58V59H231ZM239 58V57H238ZM262 58V57H261ZM264 58V57H263ZM50 59V58H49ZM80 59V58H79ZM84 59H86V58H84ZM95 59H97V58H95ZM160 59H162V57L160 58ZM174 59V58H173ZM172 59V60H173ZM203 59V58H202ZM216 59V58H215ZM229 59V60H230ZM241 59H242V57H241ZM248 59H249V57H248ZM247 60V61H251V60ZM69 60H70V58H69ZM81 60V59H80ZM79 60V61H80ZM125 60V59H124ZM184 60H185V58H184ZM183 60V61H184ZM254 60V61H255ZM19 61H21V59H19ZM67 61V60H66ZM72 62H73V60H71ZM82 61H83V58H82ZM86 61V60H85ZM88 61V60H87ZM127 61V60H126ZM133 61H134V59H133ZM160 61V60H159ZM177 61H179L180 62V60H177ZM186 61V60H185ZM199 61V60H198ZM207 61V60H206ZM227 61V60H226ZM246 61V60H245ZM246 61V62H247ZM10 62V61H9ZM12 62H14V59L12 60ZM29 62H30V60H29ZM50 62V61H49ZM89 62V61H88ZM175 62V61H174ZM190 62L191 61H189V63H187V67H188V65L190 64ZM202 62V61H201ZM201 62L199 61V63H200V65H201ZM215 62V61H214ZM228 62V61H227ZM226 62V63H227ZM230 62V61H229ZM231 62H232V59H231ZM234 62V61H233ZM246 62H245V64H246ZM252 62H253V60H252ZM264 62V61H263ZM20 63V62H19ZM26 63V59H24V63H23V65ZM35 63V62H34ZM82 63V62H81ZM176 63H178V62H176ZM197 63V62H196ZM199 63H198V65H199ZM211 63V62H210ZM225 63V62H224ZM223 63V64H224ZM225 63V64H226ZM235 63H236V61H235ZM234 63V64H235ZM239 63L241 64V62L239 61ZM254 63V62H253ZM252 63V64H253ZM7 64V63H6ZM13 64V63H12ZM40 64H43V63H40ZM95 64V63H94ZM100 64V63H99ZM131 64H133L134 65V62H132ZM140 64V63H139ZM158 64V63H157ZM159 64H160V62H159ZM167 64V63H166ZM165 64V66H168V65H166ZM169 64V63H168ZM172 64V63H171ZM180 64V63H179ZM178 64V65H179ZM203 64H204V62H203ZM209 64V63H208ZM225 64H224V66H225ZM232 64V63H231ZM230 64V68H231V66H234V65H231ZM238 65V66H240L239 68H241V65ZM243 64V63H242ZM251 64V65H252ZM30 65V64H29ZM71 63H70V67H71ZM122 65V64H121ZM132 65V66H133ZM173 66H174V63L172 64ZM176 66H177V64H175ZM182 65H183V63H182ZM193 65V64H192ZM195 65V64H194ZM217 65H218V63H217ZM236 65V64H235ZM10 66V65H9ZM12 66V65H11ZM26 66V65H25ZM28 66V65H27ZM27 66H26V68H27ZM82 66H83V63H82ZM97 66V65H96ZM104 66V65H103ZM170 66V65H169ZM171 67V69L173 68V71H174V67ZM179 66H181V65H179ZM191 66V65H190ZM215 66V68L217 67L216 65H214ZM213 66V67H214ZM219 66H220V64H219ZM228 66V65H227ZM226 66V67H227ZM250 65H247V67H249ZM254 66H255V64H254ZM122 68H123V66H121ZM131 67V66H130ZM137 67H139V66H137ZM152 67V66H151ZM150 67V68H151ZM153 67H155V65L153 66ZM162 67H164V66H162ZM182 67V66H181ZM187 67H184L185 69L187 68ZM198 67V66H197ZM197 67L196 68H194V69H196L197 70ZM210 68H211V66H209ZM221 67V66H220ZM226 67H225V69H226ZM245 67V66H244ZM253 67V66H252ZM10 68V67H9ZM23 69V70H27V69ZM31 68V67H30ZM37 68V67H36ZM38 68H41V67H38ZM94 68V67H93ZM112 68V67H111ZM145 68H147L148 69V66L147 67H145ZM165 68V67H164ZM167 68V67H166ZM177 68V67H176ZM200 69H201V67H199ZM210 68H209V70H210ZM218 68V70L220 71V69H219V67H217ZM224 68V67H223ZM236 68H238V67H236L235 66V69ZM246 68V67H245ZM11 69H13V68H11ZM34 69V68H33ZM82 69V68H81ZM90 69V68H89ZM92 69V68H91ZM130 69V68H129ZM134 69H136V68H134ZM152 69H154V68H152ZM168 69V68H167ZM170 69V70H171ZM188 70H186V71H189V68H187ZM198 70V73H201L202 71H203V69H201V70ZM205 69V68H204ZM224 69V70H225ZM39 70V69H38ZM48 70H50L51 71V69H48ZM68 70V69H67ZM70 70H71V68H70ZM86 70V69H85ZM127 70V69H126ZM161 70V69H160ZM176 70V69H175ZM180 70V69H179ZM193 70V69H192ZM208 69H206L205 71H207ZM208 70V71H209ZM233 70V72L234 71H236V70H234V69H232ZM244 70V69H243ZM261 70V69H260ZM262 70H263V68H262ZM10 71V70H9ZM34 71H36V73H37V70L35 69ZM89 71V70H88ZM94 71V70H93ZM92 71V72H93ZM143 71V70H142ZM158 71V70H157ZM156 71V72H157ZM165 72H164V74L167 72V70L165 69L164 70ZM181 71V70H180ZM179 71V72H180ZM195 71V70H194ZM199 71H201V72H199ZM207 71V72H208ZM228 71H229V69L227 70V74H228ZM240 71V70H239ZM247 71V70H246ZM259 71V70H258ZM23 72L25 73V71H22V74H23ZM27 72V71H26ZM91 71H89V73L91 74L92 73ZM111 72V71H110ZM120 72V71H119ZM137 72V71H136ZM146 72V71H145ZM155 72V71H154ZM170 73H171V71H169ZM178 72V73H179ZM189 72H191V71H189ZM215 73L216 72H218L217 70L216 71H214ZM225 72V74H226V70L225 71H223V73ZM230 72V74H231V71H229ZM241 72V71H240ZM70 73V72H69ZM88 73V76L90 75ZM130 72H128V74H129ZM141 73V72H140ZM184 73V72H183ZM195 73V72H194ZM196 73H197V71H196ZM203 73L205 74V75H203L202 77H203V80L202 79H200V81L202 80L204 83H205V81H204V76H206L207 75V73L206 72H204L203 71ZM202 73V74H203ZM218 73H220V72H218ZM218 73H216L217 74V76H218ZM222 73V72H221ZM235 73V72H234ZM255 72H253V74H254ZM259 73V72H258ZM262 73H263V71H262ZM30 74V73H29ZM124 74H125V72H124ZM121 75V78H125L124 76L125 75ZM127 74V73H126ZM146 74V73H145ZM155 74H157V73H155ZM159 74H160V72H159ZM173 74V73H172ZM176 74V73H175ZM185 74V73H184ZM191 74V73H190ZM209 74H210V72H209ZM214 74V73H213ZM215 74V75H216ZM233 74V73H232ZM238 74V73H237ZM244 74V73H243ZM257 74V73H256ZM66 75H68V73L66 74ZM73 75V74H72ZM79 75V74H78ZM100 75V73L98 74V76ZM141 75V74H140ZM139 75V76H140ZM144 75V74H143ZM162 74H160L159 76H161ZM176 75H178V74H176ZM186 75H188V73L186 74ZM192 75V74H191ZM200 76H201V74H199ZM199 75H197V76H199ZM234 75V74H233ZM242 74H240L239 76H238V78L241 76ZM246 75V74H245ZM3 76V75H2ZM23 77H25L26 75H22ZM53 76V75H52ZM97 76V77H98ZM147 76V75H146ZM164 76V75H163ZM173 76V75H172ZM195 77H196V74L194 75ZM194 76H193V78H194ZM199 76V77H200ZM208 76V75H207ZM221 76V75H220ZM223 76V75H222ZM221 76V77H222ZM226 76V75H225ZM228 76V75H227ZM235 76V75H234ZM244 76V75H243ZM251 76V75H250ZM249 76V77H250ZM261 76V75H260ZM64 77H65V75H64ZM142 77V76H141ZM141 77H140V79H141ZM151 77V76H150ZM175 78L173 79L175 82H176V80L175 79H177L176 78V76H174ZM182 77H184V76H182ZM187 76H185V78H186ZM199 77H197V78H199ZM219 78V79H223V78ZM229 77V76H228ZM231 77V76H230ZM246 77H248V75L246 76ZM263 77V76H262ZM5 78V77H4ZM9 78V77H8ZM31 77H30V75H29V82H30V79ZM85 78V77H84ZM87 78V77H86ZM115 79H116V77H114ZM113 78V79H114ZM146 78V77H145ZM149 78V77H148ZM151 78H153V77H151ZM151 78H149L150 80H151ZM166 81H167V79L165 78V77H163ZM163 78L161 79V80H163ZM171 78V77H170ZM179 78V77H178ZM185 78H182L181 79V81H182V84L181 85H183V79H185ZM211 78V77H210ZM209 78V80H212V79H210ZM214 78V77H213ZM218 78V77H217ZM216 78V80H218ZM241 78V77H240ZM251 78V77H250ZM23 79V78H22ZM26 79V78H25ZM97 79V78H96ZM114 79V80H115ZM224 79H226V78H224ZM228 79V78H227ZM232 79V78H231ZM244 79V78H243ZM262 79V78H261ZM7 80V79H6ZM27 80V81H28ZM66 80V79H65ZM118 80V79H117ZM135 80H137V79H135ZM156 79H154V80H152V81H155ZM172 80V81H173ZM192 80H194V79H192ZM195 80H196V78H195ZM198 80V79H197ZM238 80H240L241 81V79H238ZM245 80V79H244ZM250 80V79H249ZM15 81V80H14ZM22 81H24V80H22ZM21 81V82H22ZM62 81V80H61ZM74 81H77V79H75ZM73 81V82H74ZM122 82H124V84H125V82L126 81H123V80H121ZM121 81H119V82H121ZM177 81H178V79H177ZM180 81V80H179ZM178 81V82H179ZM180 81V82H181ZM207 81V80H206ZM233 81H234V79H233ZM236 81H237V79H236ZM246 81V80H245ZM252 80H250L249 81V84H250V82H251ZM260 79H259V82L258 83H260ZM8 82H10V81H8ZM25 82V81H24ZM58 82V81H57ZM63 82V81H62ZM68 82V81H67ZM67 82L65 83V82H63L64 84V86L66 87V85L65 84H67ZM118 82V81H117ZM121 82V83H122ZM189 82V81H188ZM210 82H212V85H213V80L212 81H210ZM215 82H218V81H215ZM235 82V81H234ZM257 82V81H256ZM264 81H263V79H262V83H263ZM12 83V82H11ZM15 83V82H14ZM35 83V82H34ZM50 83V82H49ZM75 83V82H74ZM80 84L82 83V81L81 82H79ZM116 83V82H115ZM155 84H157V82H154ZM153 83V84H154ZM192 83H194L193 81H192ZM195 83H196V81H195ZM202 83V82H201ZM204 83L202 84L203 86H204ZM222 83V82H221ZM226 83H227V81H226ZM233 83V82H232ZM231 83V84H232ZM245 83V82H244ZM243 83V84H244ZM262 83H260V85L262 84ZM16 84V83H15ZM27 84H29V83H27ZM39 84V83H38ZM46 84V83H45ZM44 84V85H45ZM71 84H73V83H71ZM70 84V86H72ZM117 84V83H116ZM116 84H115V86H116ZM124 84L122 83V85L124 86ZM141 84V83H140ZM147 84V83H146ZM176 84V83H175ZM197 84V83H196ZM195 84V85H196ZM199 84L200 83H198L197 84V86H199ZM206 84H208L207 82H206ZM211 84V83H210ZM216 84V83H215ZM224 84H225V82H224ZM230 84V85H231ZM235 84H236V82H235ZM246 84V83H245ZM11 85V84H10ZM21 85H22V83H21ZM21 85H19V86H21ZM35 87H34V86ZM49 84L47 83L46 84V86H45V91H42V94L44 93V95H46V96H44V99H42L41 98V100H38L37 99V96L38 95H34L33 97H34V100H33V97H32V95L30 94V92H29V95H28V92L27 93H25L26 92V90H23L24 89V87L26 86H22V88H19V86L15 89V90H21L22 89V92H23V95H24V97H25V95H27L26 97H28V99H27V101H25L26 103L25 104H23L22 103V108H20V106H21V97H20V94L22 93H19V91H17L18 93L17 94H13L14 92V90L11 92H9V90H7L8 91V94L9 93H12V94H9L10 96L12 95V96H16V95H19L18 97H20V99H18V100H14V101H18L16 104L18 105V107L16 106V104H15V107H12L11 108V106H10V109H8V110H6L5 111V118L7 119V121H2V120H0V165H2V164H4V162L5 161H7V160H12V161H16L18 158H19V156L20 155H25V159H26V161H24L25 162V164H24V170H23V172H24V174H21L20 173V171H21V167H19V165H16V166H13V167H11V168H6L5 169V171H6V173H8V175L9 176H11V174H16L17 176V181H16V184H14L13 185V187L11 186V188L9 189V192L7 193V195H8V197H9V200H10V203H9V205H10V207L7 209V211L5 212V210L3 211V210H0V236L2 237V238H6V239H8L7 237H9V239H10V237H14V243L12 244V242H11V244L13 245V246H11V248L13 247L14 248V250L17 252H15L16 253V256L18 255L19 256V253H21V252H23V251H21V249L23 248V247H25V248H28L29 249V247L30 246H33V247H30V251H25V248L24 249H22V250H24V253L25 252H27L26 254H21V256H26V257H29V258H31L33 255L32 254H29V252H31V248H39V249H36V250H32L33 252H35V251H38V250H40V249H43V247H41L40 248V246L42 245V244H44L45 245V247H47V248H49V250H50V252L46 255V256H44V257H42V258H46V260H44V262H43V259H41L40 257H41V255H40V259L42 260V262L43 263H40V262H38V263H40V264H77V262H81V261H119V262H124V261H133V262H137V264H140L139 262L140 261H142L141 260V257L140 256H144L145 258H144V260L145 259H147L148 258V261H149V259L151 260V261H153L154 259V261H153V264H161L162 262H163V264H175V262H177V261H183V262H187V264H207V262H210V264H211V260H209L210 259V257H209V259H207V258H205V256H206V254H207V252H208V250H218V252L219 253H222L221 255L220 254H217V258H219L218 256H220L221 258H220V261H221V259H222V261L224 260H227V259H229L231 256H233V257H237V256H234V255H237L238 254V256L240 255L239 253H240V249L242 248L243 249V251H244V249H245V257H243L244 255H240L239 257H237V258H239V259H235V260H237V263H236V261H235V264H255L254 262H256L255 261V258L253 259V256H258V255H255V254H258V253H256V251H254L255 249H256V247H258V245L257 244H259V242L258 243H256V245L257 246H254L255 248H253L254 250H252V253L253 252H255V254L252 256V254H251V252H248L247 250L249 249L248 247L247 248H243V247H241L239 244L241 243V236L243 235V232L242 231H239V232H242V235L241 236H239V240H240V242H238V243H236V247H238V246H240V247H238V249L236 248V250L234 251L233 250V248H231L232 247V245H233V242H235V241H233L232 242V240L234 239V238H232L231 236H229L230 235V233H231V231H232V229L230 230V233H229V228L230 227H232V226H234V225H236L237 224V222H236V219H238L237 218V214H239V212H240V210H239V212L237 213V214H235V213H233V211H234V209H233V207L234 206H232V205H230V204H227V205H225L226 207L224 208V207H222V205H220L221 207H222V210H223V208L224 209H227V210H229V211H227V212H225V214L223 215V213L221 214V213H219V210L218 209H220V208H217V210H214L213 208L214 207H212V206H210L211 205V203H210V199H212V195L213 194H215L216 192L218 193V191H216L215 189H216V187L214 188V190L216 191V192H212V193H210L209 191L211 190V189H209V187L211 188V187H213V185L211 184V185H206V184H204V183H202L201 184V182L202 181H199V182H195L194 183V180H193V183L190 185V184H187L188 186H189V188L188 189H185V191L187 192V193H193V194H198L199 195V193H200V195L199 196H203L204 197V199H206V200H204V202L206 203V204H204V205H202L201 203V206H199L198 208H197V210H195V212H194V214L191 212V207H194V205L192 206V202H194V200H192V199H190V197H189V199H187V194H179V195H177V196H175L174 197V200H173V203H172V206L170 207V208H161V206L160 207H158V208H156L155 210H153V211H148L147 210V208H148V206L150 205L151 206V204L152 203H154V205H155V203H157V202H160L161 200H154V197L156 196V193H158L157 191H159L158 190V186H156V187H153V188H150L149 186H148V188H150V189H148L147 188V192H145V193H142V186H144L146 183H148L149 184V182L150 181H152V179L151 178H153V181H154V178L155 177H159V174H161V171H163V170H165L166 171V167L168 166H166V167H164L165 165H163V159H161V157H159V158H157L158 156L157 155H155V156H157V157H155V156H152V150H155V148L153 147V146H155V144H153V146H151V144L150 143H152L151 141H149L148 139L150 138V135L149 134H151V130H149V136L147 135V130L146 129H144L143 127H144V121H145V119H144V121L142 122L139 118V121H141V123H143V125H140L139 126V128H138V130H135V131H137L138 132V134H139V138H141V139H143L144 141H148L147 143H144L143 145L145 146L143 149L140 147V154L137 156V153L139 152L138 150H137V152H136V150L135 151H132L133 152V155H135V153H136V156L137 157H133V158H135V159H133V160H127V159H124V154H125V145L123 144V141L119 138V139H114V141L112 142V144H111V146H109L108 147V145H105V147H107L106 148V150L109 148V150L108 151H111V152H113V151H117V149H118V152L117 153H115L113 156H112V163H113V165H112V172H114L113 174L114 175H110V176H108V177H106L104 180H101V178H100V176H101V174H103V171L102 172H93V171H91V166H86L87 168H86V172L88 173V177H90L91 179H92V182H89L90 184H89V187L87 186V191H86V194L85 195H83L82 193L81 194H79V199H78V193L81 191V190H83V189H81L82 187H80V189L81 190H78V191H76L77 190V188L75 189V187L74 186H76V187H78V185H79V183L81 184L82 182H83V184H84V181H83V179L82 180H80L79 181V183L78 184H76V185H74V184H70V183H67L66 185H68V191L67 192H69L70 193V195L71 196H69L68 194H65V196H63L64 195V193L66 192H64L63 193V195L62 194H60L59 192H57V189L59 190V186H60V184H59V186H57V188H56V186L54 187V186H52L51 185V181H50V179L52 180V178L54 179V177H52L51 175H53L54 173H58V172H60V171H68L69 173H70V167H69V170H66V167H65V163H66V160L68 159V163H69V157H67V152L68 151H70V150H72V153H76L77 152V155H78V153H79V155H80V158H81V155L83 154L82 153V151L84 150V149H86V148H92L94 145L95 146H97L96 145V143H98V139L97 138H94L93 136H92V134H94L95 132H96V130L97 129H95L96 128V126H98L99 125V123H100V121H101V119H103V117H105V116H107V117H111V115H108V112H110V107H114L113 105L112 106H108L107 105V103H104V104H101V105H99L98 104V107H95L93 110H89V111H83V112H79L80 110H79V108L80 107H82L83 105H85V104H83L82 106H79L78 105V107H76L77 108V110H79L78 112H76L75 113V111L73 112V110H71V108L69 109L68 108V110H70V111H68L67 110V108H63L62 106L60 107V105H58V106H55V107H57V108H54L53 107V105L55 104V103H57V104H59V103H61V102H59V99L61 100L62 98H60L61 96L63 97V93L62 92H64V91H62L61 90V88H60V94H59V91H58V93H56L55 94V96L53 97V96H51L52 98H48L47 96L49 95L48 94V92L50 93L51 91H49V90H52L51 88L49 89V87L50 86H48ZM59 85V84H58ZM68 85V84H67ZM84 85V84H83ZM83 85H82V87H83ZM165 85V84H164ZM167 85V84H166ZM185 85V84H184ZM191 85H194V84H191ZM194 85V86H195ZM201 85V86H202ZM212 85H210V86H212ZM220 85V84H219ZM229 85V84H228ZM251 85H252V82H251ZM256 85V84H255ZM29 86H31V87H33V90H35L34 88H36V87H38L37 85H36V83L35 84H32V85H29ZM48 86V87H47ZM60 86V85H59ZM109 86V85H108ZM118 86V85H117ZM123 86H120V87H123ZM168 86V85H167ZM175 86V85H174ZM190 86V85H189ZM202 86V87H203ZM206 87H204L205 89L206 88H208V85H205ZM224 86V85H223ZM238 87H239V84L237 85ZM242 86V85H241ZM254 86V85H253ZM12 87H13V83H12ZM30 87V88H31ZM73 87H75V86H73ZM81 87V88H82ZM91 87V86H90ZM106 87V86H105ZM156 88L158 87L157 85L155 86ZM177 87H178V85H177ZM183 87V86H182ZM184 87H187V85H185ZM192 87V86H191ZM202 87H201V89H202ZM213 87V86H212ZM221 87V86H220ZM232 87V86H231ZM231 87H230V91H232V89H231ZM243 87V86H242ZM246 87H247V85H246ZM255 87V86H254ZM77 87H75V89H76ZM88 88V87H87ZM112 88H114L113 86H112ZM139 88V87H138ZM164 88H165V86H164ZM179 88V87H178ZM190 88V87H189ZM200 88V87H199ZM199 88H197L198 90H200ZM216 88H218V90H219V86L217 87V85H216ZM223 88V87H222ZM233 88V87H232ZM2 89V88H1ZM12 89V88H11ZM27 89V91L29 90L28 88H26ZM49 89V90H48ZM54 89H55V87H54ZM74 89V88H73ZM93 89H95V88H93ZM107 89V88H106ZM120 89V88H119ZM153 89H155V88H153ZM158 89H161V88H158ZM171 89V88H170ZM169 89V90H170ZM190 89H192V88H190ZM194 89H195V87H194ZM214 89L215 88H211V92H214L215 93V91H214ZM245 89V88H244ZM251 90H254V89H252V88H250ZM38 90L40 91V89L38 88ZM37 89H36V93L37 94H39V91H38ZM46 90L48 91V92H46ZM56 90V89H55ZM110 90H111V88H110ZM113 90V89H112ZM186 90V89H185ZM213 90V91H212ZM215 90H217V89H215ZM261 90H263V89H260V91ZM72 91V90H71ZM132 91H134V90H132ZM173 91V90H172ZM191 90H188V92H190ZM193 91V90H192ZM201 91V93H202V90H200ZM226 91H228V90H226ZM226 91H224V92H226ZM257 91H259V89L257 90ZM256 91V92H257ZM4 92V91H3ZM16 92V91H15ZM53 92V91H52ZM80 92H81V90H80ZM80 92H78V94L80 93ZM158 91H156L155 93H152L153 95H155L156 93H157ZM163 92V91H162ZM177 93H178V91H176ZM176 92H174V94H177ZM185 92V91H184ZM204 93H206V90H204L203 91ZM208 92V91H207ZM211 92H209V94L211 93ZM223 92V91H222ZM221 92V93H222ZM229 92V91H228ZM234 92V91H233ZM261 92H263L262 94H264V91H261ZM34 93V92H33ZM36 93H34V94H36ZM46 93V94H45ZM67 93H68V91H67ZM70 93V92H69ZM92 93V92H91ZM117 93V92H116ZM115 93V94H116ZM169 93V92H168ZM186 93V92H185ZM185 93H183L182 92V94L183 95H185ZM200 93V94H201ZM7 94V95H8ZM40 94H41V92H40ZM39 94V95H40ZM121 94V93H120ZM147 94H149L150 95V93H148L147 92ZM164 94L166 95V93L164 92ZM164 94H163V96L162 97H165V98H167L166 96H164ZM170 94V96L168 97V99H165V100H169L170 101V97H173V92H170L169 93ZM168 94V95H169ZM173 94V95H172ZM180 94H181V92H180ZM187 94V93H186ZM189 94V93H188ZM188 94H187V97H188ZM192 94V96H193V93H190V95ZM207 94V93H206ZM206 94H205V97L203 96L204 94L202 93V95H200V98H202V96L204 97V98H206ZM208 94V95H209ZM212 94V96H213V93H211ZM210 94V95H211ZM217 94V93H216ZM226 94V93H225ZM230 95L232 94V93H229ZM8 95V96H9ZM50 95H51V93H50ZM70 95H72V93H70ZM70 95H68V96H70ZM80 95V94H79ZM92 94H90V96H91ZM95 95H97V94H95ZM139 95H140V93H139ZM152 95V96H153ZM167 95V96H168ZM172 95V96H171ZM178 95V94H177ZM182 95V96H183ZM207 95V96H208ZM218 95H219V92H218ZM226 95H228V94H226ZM1 96H3V94L1 95ZM5 96L6 95H4L3 97L5 98ZM8 96H6L7 98H5V99H7L8 101H9V98L10 99H12L10 96H9V98H8ZM74 96V95H73ZM85 96V95H84ZM90 96L88 97V98H90ZM127 96V95H126ZM157 96H158V94H157ZM161 96V95H160ZM159 96V97H160ZM195 96V95H194ZM196 96H199L198 95V93H197V95ZM195 96V97H196ZM221 96H224L225 97V95H221ZM23 96H22V98H23V100L24 99H26V97L24 98ZM35 97H36V99H35ZM39 97V96H38ZM41 97V96H40ZM80 97V96H79ZM113 97V96H112ZM119 97V96H118ZM186 96H185V98H187ZM231 97V96H230ZM229 97V98H230ZM15 97H13V99H14ZM76 98V97H75ZM94 98V97H93ZM92 98V99H93ZM113 98H115V97H113ZM135 98H137L136 96H135ZM170 98V99H169ZM184 98V99H185ZM197 98V97H196ZM199 98V97H198ZM197 98V99H198ZM208 98V97H207ZM219 98V97H218ZM13 99H12V101L10 100L9 102H8V104L9 103H11V102H13ZM66 99H67V97H66ZM68 99H70V98H68ZM74 99V98H73ZM191 99H193V97H191ZM195 99V98H194ZM193 99V100H194ZM227 99V98H226ZM232 99V98H231ZM71 100V99H70ZM77 100V99H76ZM94 100V99H93ZM100 100V99H99ZM118 100H119V98H118ZM123 100V99H122ZM122 100H121V102H122ZM132 100V99H131ZM143 100L145 101V103L143 102L142 104H143V106L142 107H140L136 112H140L141 113V115H143L144 117H146L148 120L147 121H149L150 122V124H154L155 125V121L157 120V118L156 117H158L157 116V114H155V113H153V111H151L152 113H153V115L155 114L156 116H154L155 118H156V120L154 119V118H150L149 116H147L146 115V112L150 109V108H148V107H150V106H152V101H150V100H148L145 96L143 97ZM190 100V99H189ZM204 100V99H203ZM202 100V101H203ZM221 100V99H220ZM237 100V99H236ZM57 101V102H56ZM98 101V100H97ZM104 101V100H103ZM163 101H164V99H163ZM182 101H184V100H182ZM185 101H187V100H185ZM184 101V102H185ZM195 101V100H194ZM215 101H217V100H215ZM223 101V100H222ZM227 101V100H226ZM234 101V100H233ZM249 101V100H248ZM254 101V100H253ZM253 101H250V104H251V102H253ZM0 102H4V100L2 101V97H0ZM5 102H6V105H7V107H8V104H7V101L5 100ZM59 102V103H58ZM85 102V101H84ZM83 102V103H84ZM135 102V101H134ZM157 102V101H156ZM165 102V101H164ZM168 102V101H167ZM183 102V103H184ZM188 102V101H187ZM186 102V103H187ZM199 102V101H198ZM229 102H232V100L231 101H229ZM229 102H227V104L229 103ZM54 103V104H53ZM63 103V102H62ZM61 103V104H62ZM67 103V102H66ZM72 103V102H71ZM78 103V102H77ZM86 103V102H85ZM91 103L92 104H94L93 102H92V100H91ZM141 103V102H140ZM183 103H181V104H183ZM185 103V105H186V107L187 108H189L188 107V105H190L189 103H187L186 104ZM194 103V102H193ZM244 103V102H243ZM255 103V102H254ZM257 103V102H256ZM0 104H2L1 105V107L2 106H4L5 104L4 103H0ZM70 104V103H69ZM73 104H76V103H73ZM196 104V103H195ZM199 104H202V103H199ZM199 104H197V105H199ZM220 103H218L217 105H219ZM223 104V103H222ZM10 105V104H9ZM20 105V106H19ZM67 106H68V104H66ZM134 105V104H133ZM191 105H192V107H193V105L194 104H192V101H191ZM221 105V104H220ZM36 108H35V107ZM88 106V105H87ZM92 106L93 105H91V108H92ZM179 106L181 107V105H178L177 107L179 108ZM196 106V105H195ZM212 106V105H211ZM248 106V105H247ZM0 107V111L2 110V108ZM84 107V106H83ZM126 107V106H125ZM162 107V106H161ZM209 106H207L206 108H208ZM216 107V106H215ZM220 107V106H219ZM218 107V108H219ZM222 107V106H221ZM221 107H220V109H221ZM6 108V107H5ZM163 108H165L164 106H163ZM163 108H161L162 109V113H163ZM173 108V107H172ZM172 108H170L171 110H172ZM182 108H185V106L184 107H182ZM201 108H203V107H201ZM217 108V107H216ZM7 109V108H6ZM38 109V110H37ZM82 109V108H81ZM90 109V108H89ZM195 109V108H194ZM213 109V108H212ZM215 109V108H214ZM219 109V110H220ZM230 109V108H229ZM258 109V108H257ZM67 110V111H66ZM182 110V109H181ZM185 110V109H184ZM216 110V109H215ZM218 110V109H217ZM125 111V110H124ZM159 111V110H158ZM175 111V109L172 111V112H174ZM179 111V110H178ZM187 111V110H186ZM222 111H224V110H222ZM227 111H228V109H227ZM3 112V113H2ZM114 112H116V115H118V113L117 112H122L123 114L125 113V112H123V110L121 111V110H119V111H117V110H115V111H113V113ZM151 112H150V114H151ZM155 112V111H154ZM160 112H161V110H160ZM165 112H169L168 110L166 111V109H165ZM164 112V113H165ZM171 112V111H170ZM177 112V111H176ZM189 112H191V111H189ZM197 112H198V110H197ZM206 112H208V110L206 111ZM212 112L213 113H215L216 111H213L212 110ZM225 112V111H224ZM264 112V111H263ZM262 112V113H263ZM1 113H2V115L4 114V111H1L0 112V116H2L1 115ZM75 113V114H74ZM121 113V114H122ZM128 113V112H127ZM163 113V115H162V117L165 115V114H167V113H165L164 114ZM175 113V112H174ZM174 113H173V116H174ZM183 113V112H182ZM209 113H211V112H209ZM253 113V112H252ZM257 113V112H256ZM259 113H260V111H259ZM261 113V114H262ZM121 114H119V115H121ZM122 114V115H123ZM129 114V113H128ZM136 114V113H135ZM220 114H222L223 115V113H221L220 112ZM227 114V113H226ZM233 115H234V113H232ZM237 114V113H236ZM249 114V113H248ZM258 114V113H257ZM56 115V116H55ZM141 115H140V117H141ZM161 115V114H160ZM175 115H177L176 113H175ZM182 115V114H181ZM190 115V114H189ZM195 115V114H194ZM198 115H199V113L197 114V118H199V117H201V116H199L198 117ZM202 115H204V112H202ZM210 115V114H209ZM208 115V116H209ZM214 115V114H213ZM212 115V116H213ZM215 115H216V113H215ZM214 115V116H215ZM222 115H219V114H217V116L219 117V118H222ZM53 116H55V117H53ZM113 116H115V113H114V115ZM112 116V117H113ZM131 116V115H130ZM168 116V115H167ZM178 116V115H177ZM183 116V115H182ZM207 116V117H208ZM221 116V117H220ZM243 116V115H242ZM258 116V115H257ZM118 117V116H117ZM123 117V116H122ZM169 117V116H168ZM171 117V116H170ZM195 117L196 116H194V117H192V118H194L195 119ZM203 117V116H202ZM210 117H211V115H210ZM230 117V116H229ZM240 117V116H239ZM54 118H56L55 120H54ZM120 118V117H119ZM158 118H160V117H158ZM166 118V117H165ZM182 118V117H181ZM191 117H189V119H190ZM191 118V119H192ZM206 118V117H205ZM218 118V119H219ZM110 119V118H109ZM133 119V118H132ZM138 119H136V120H138ZM162 119V118H161ZM168 119V118H167ZM166 119V120H167ZM173 119V118H172ZM185 119V118H184ZM201 119V118H200ZM213 119H214V117H213ZM211 120V121H214V120ZM215 119H217V118H215ZM217 119V120H218ZM222 119H224V118H222ZM234 119H235V116H234ZM240 119V118H239ZM242 119V118H241ZM257 119V118H256ZM104 120V119H103ZM102 120V121H103ZM186 120V119H185ZM202 120V119H201ZM251 120V119H250ZM131 121V120H130ZM147 121H145V122H147ZM158 121V120H157ZM162 121H163V119H162ZM165 121V120H164ZM170 121H171V119H170ZM188 121V120H187ZM203 122H204V120H202ZM207 119H206V123H207ZM210 121V122H211ZM216 121V120H215ZM219 121V120H218ZM237 121V120H236ZM240 121H242V120H240ZM105 122V121H104ZM201 122V121H200ZM202 122V123H203ZM203 123V124H205L204 126H206L207 124L206 123ZM209 122V123H210ZM238 122V121H237ZM245 122H246V120H245ZM101 123H103V122H101ZM100 123V124H101ZM109 123V122H108ZM107 123V124H108ZM111 123V122H110ZM109 123V124H110ZM137 123H140V122H137ZM148 123V122H147ZM160 123V122H159ZM228 123V122H227ZM230 123H231V121H230ZM240 123H244V121H242V122H240ZM257 123V122H256ZM161 124H162V122H161ZM168 124V123H167ZM182 124V123H181ZM185 124V123H184ZM183 124V125H184ZM195 124V123H194ZM216 124V123H215ZM238 124V123H237ZM248 124H250V121H249V123ZM258 124V123H257ZM261 124H263L262 122H261ZM261 124H259V126L261 125ZM134 125V124H133ZM137 125V124H136ZM135 125V126H136ZM179 125V124H178ZM193 125V124H192ZM227 125H229V124H227ZM231 125V124H230ZM229 125V126H230ZM250 125H252V126H250ZM250 125H248V126H246L247 128L248 127H252L253 128V124L251 123ZM162 126H164V125H162ZM161 126V127H162ZM167 126V125H166ZM175 126V125H174ZM194 126V125H193ZM198 126V125H197ZM204 126H202L203 128H205ZM210 126H211V123H210ZM262 126V125H261ZM260 126V127H261ZM99 127V126H98ZM97 127V128H98ZM132 126H130V125H128V123H127V121L126 120H123V121H119V122H116V124L115 125H113L112 127H110V128H102L100 131H99V135L101 136H106V135H111V136H113V135H116L117 133V135H121V132H122V130L123 129H129V128H131ZM160 127V128H161ZM208 127H209V125H208ZM259 127V128H260ZM133 128V127H132ZM135 128V127H134ZM147 128H148V126H147ZM159 128V127H158ZM181 128V132H180V134H178L179 132V129ZM178 130H176L177 131V134H178V136H180L181 134H184V133H187V132H184V133H182V126L180 127ZM185 128V127H184ZM187 128V127H186ZM193 128H195V127H193ZM193 128H189V126H188V129H193ZM230 129V127H227V130H225V131H229V129ZM256 128H258V127H256ZM256 128H254V129H256ZM99 129V128H98ZM162 129H164V131H165V128L163 127ZM169 128H167L166 130H168ZM174 129V128H173ZM210 129V128H209ZM224 129H226V127H224ZM232 129V128H231ZM60 130V131H59ZM61 130H64L66 133L64 134V135H66L67 136V134L69 135V137L67 138V137H65V138H67L65 141H63V139H62V134L61 135H59L58 136V133L59 132H61ZM170 130V129H169ZM184 130V129H183ZM201 130H202V128H201ZM207 130H208V128H207ZM211 130V129H210ZM261 130V129H260ZM98 131V130H97ZM131 131H132V129H131ZM130 130L129 131H127V134H125L124 132H123V134L122 135H124L125 134V136H127V135H129L130 137H131V134L132 133H128V132H131ZM195 131V130H194ZM197 131V130H196ZM199 131V130H198ZM224 130L222 131V132H225ZM250 131V130H249ZM263 131V130H262ZM68 132V133H67ZM113 132H115L114 134H113ZM126 132V131H125ZM190 132V131H189ZM191 132H193V131H191ZM243 132H244V130H243ZM264 132V131H263ZM64 133V132H63ZM161 133V132H160ZM173 133V132H172ZM171 133V134H172ZM176 133V132H175ZM202 133V132H201ZM208 133V132H207ZM210 133V132H209ZM227 134H225V135H228L229 133L228 132H226ZM250 133V132H249ZM95 134H97V133H95ZM169 133H167V135H168ZM189 135L187 136V138L190 136V133H188ZM196 134H198V132H196ZM238 134V133H237ZM262 134V133H261ZM260 134V135H261ZM63 135V136H64ZM98 135V136H99ZM136 135V134H135ZM151 135H153V134H151ZM155 135V134H154ZM159 135V134H158ZM161 135V134H160ZM163 135V134H162ZM161 135V137H163ZM184 135H186V134H184ZM192 135H193V133H192ZM201 135L202 134H199V136L197 135V137H201ZM204 135V134H203ZM213 136H214V134H212ZM211 135V133H210V136H212ZM249 135V134H248ZM57 136L58 137H60L61 136V138L60 139H62V141L60 140V141H56V140H59V138L57 139ZM129 136H127V138L129 137ZM196 136V135H195ZM209 136V135H208ZM210 136L208 137V138H210ZM238 137H239V135H237ZM116 137V136H115ZM132 137H133V134H132ZM158 137H160V136H158ZM166 137H168V136H166V134H165V139H166ZM181 137H183V136H180V138ZM186 136H184L183 138H184V141H185V138ZM225 137V136H224ZM258 137H259V135H258ZM108 138V137H107ZM169 138V137H168ZM179 138V137H178ZM183 138H181V139H183ZM207 137H206V139H208ZM212 138V137H211ZM215 138V137H214ZM229 138V137H228ZM232 138V137H231ZM249 138H251L250 136H249ZM82 141L81 142V144L80 145H82V146H80L79 147V143H80V140ZM162 139H164V137L162 138ZM174 139H176V146H178L179 145V143H180V145L181 144H183V140H180V142H179V140L177 139V138H174ZM191 139H193L192 137H190V140H188V139H186V142H187V140L188 141H191ZM219 139H221L220 137H219ZM218 139V140H219ZM224 138L222 137V140H223ZM239 139V138H238ZM238 139L236 140L237 142H239L238 141ZM251 139H254L253 138V136H252V138ZM258 139V138H257ZM101 140V139H100ZM159 140V139H158ZM177 140H178V143H177ZM193 140H195V137H194V139ZM197 140H199V139H197ZM212 140V139H211ZM214 140V139H213ZM212 140V141H213ZM217 140V139H216ZM216 140H214L212 143H214ZM250 139H248V141H249ZM260 140H261V143H262V140H263V138H260ZM116 141V142H115ZM162 141V140H161ZM170 141V140H169ZM175 141V140H174ZM173 140L171 141L172 142V145H173V142H174ZM221 141V140H220ZM247 141V140H246ZM127 142V141H126ZM158 142V141H157ZM167 142V141H166ZM182 142V143H181ZM197 142V141H196ZM207 142H209V139L207 140ZM219 142V141H218ZM229 142H232V140L231 141H229ZM256 142V144H257V141H255ZM255 142H253V143H255ZM51 143H53V144H51ZM77 143V145H76V147L74 148V150H73V147L75 146V144ZM100 143V142H99ZM155 143H156V141H155ZM159 143V142H158ZM157 143V144H158ZM185 143V142H184ZM210 143V142H209ZM217 143V142H216ZM227 143H228V141H227ZM247 143V144H246ZM246 143H244V144H241L240 145V143H238L240 146L239 147H241V146H243L244 148H246L245 146L246 145H248L249 146V148H250V146H251V144L253 145V143H250V141L249 142H246ZM248 143H250V144H248ZM261 143H259V144H261ZM103 144H104V141H103ZM106 144V143H105ZM133 144V143H132ZM171 143H169V145H170ZM178 144V145H177ZM215 144V143H214ZM256 144H254V145H256ZM90 145V146H89ZM128 145L130 146L131 145V143H128ZM135 145V144H134ZM139 144L137 143V146H138ZM165 145H167V144H165ZM175 145H173V146H170L171 148H173ZM179 145V146H180ZM193 145V144H192ZM196 145H197V143H196ZM202 145V144H201ZM206 145V142H205V144L204 145H202V146H205ZM232 145V144H231ZM262 145V144H261ZM98 146H100V144L98 145ZM98 146H97V148H98ZM128 146V147H129ZM140 146V145H139ZM157 146V145H156ZM155 146V147H156ZM161 146V145H160ZM181 146H183V147H185L186 148V146L185 145H181ZM193 146H195V145H193ZM200 146V145H199ZM222 146V145H221ZM258 146H260V145H258ZM105 147H103V150L105 149ZM111 147V148H110ZM163 147H168V146H163ZM182 147V148H183ZM188 147V146H187ZM198 147V146H197ZM196 147V148H197ZM219 147V146H218ZM223 147H224V145H223ZM231 147V146H230ZM243 147H241L239 150H241V152H242V149H244ZM252 147V146H251ZM261 147V146H260ZM260 147H258V149L260 148ZM34 148H36V150H34ZM39 148V149H38ZM44 148L45 149H48L49 151H48V153H44L43 152V150H44ZM171 148H167V149H171ZM175 148V147H174ZM180 148V147H179ZM189 148H190V146H189ZM201 148V147H200ZM213 148V147H212ZM222 148V147H221ZM235 148V147H234ZM237 148H238V146H237ZM248 148V147H247ZM247 148H246V150H247ZM248 148V149H249ZM256 148V147H255ZM264 148V147H263ZM110 149H113V151L112 150H110ZM131 149V148H130ZM167 149H164V150H167ZM184 149V148H183ZM193 149L195 150V148L193 147ZM198 149V148H197ZM223 149V148H222ZM226 149H227V147H226ZM225 149V150H226ZM229 149V148H228ZM253 149V148H252ZM262 149V148H261ZM95 150H96V147H95ZM102 150V149H101ZM100 150V151H101ZM102 150V151H103ZM158 150V149H157ZM176 150H179V149H176ZM175 150V151H176ZM181 150V149H180ZM188 150V149H187ZM190 150V149H189ZM188 150V151H189ZM194 150H193V152H194ZM232 150V149H231ZM230 150V151H231ZM235 151L237 150V149H234ZM239 150H238V153H239ZM255 150V149H254ZM254 150H252V151H254ZM260 150V149H259ZM258 150V151H259ZM49 160L48 162H50V161H56V162H59V163H62L61 165H63V166H61V168H60V166L58 165V167H59V169H58V167L56 168V167H52V166H50L49 165V167L47 168V164H45V162H43V158L41 159V156L38 158V155L37 154H40V152ZM74 151V152H73ZM94 151V150H93ZM99 151V152H100ZM171 151V153H172V150H170ZM183 151V150H182ZM197 150H195V152H196ZM207 151V150H206ZM251 151V152H252ZM80 152L82 153V154H80ZM104 152H106L105 150H104ZM166 152V151H165ZM190 152V151H189ZM194 152V153H195ZM210 152V151H209ZM240 152V153H241ZM69 153V152H68ZM102 153V152H101ZM154 153H157V152H154ZM153 153V154H154ZM163 153H164V151H163ZM168 153H170L169 151H168ZM186 153V152H185ZM206 153V152H205ZM211 153V152H210ZM209 153V154H210ZM214 153V152H213ZM212 153V154H213ZM233 153V152H232ZM237 152H235V154H236ZM242 153H244V152H242ZM254 153V152H253ZM98 154H100V153H98ZM109 154H110V152H109ZM131 153H129L128 152V156L130 155ZM179 154V153H178ZM180 154H182V152L180 151ZM179 154V155H180ZM192 154V153H191ZM196 154V153H195ZM194 154V155H195ZM209 154H207L208 156H209ZM234 154V153H233ZM250 154V153H249ZM257 154V153H256ZM264 154V153H263ZM76 155V156H77ZM94 155H96V153L94 152ZM104 155V154H103ZM159 156H160V153L158 154ZM177 155V154H176ZM240 155V154H239ZM242 155V154H241ZM247 155V154H246ZM258 155V154H257ZM260 155V154H259ZM66 156V157H65ZM75 156V155H74ZM87 156V155H86ZM88 156H90V154L88 155ZM174 156V155H173ZM181 156V155H180ZM184 156V155H183ZM187 156V155H186ZM191 156H193V155H191ZM197 155H195V157H193V159L194 158H196V159H198V158H200V157H204V156H200V155H198V156H200V157H196ZM211 156V155H210ZM254 156V155H253ZM84 157V156H83ZM162 157L165 159V156H163L162 155ZM171 160H176V158H173V157H171V155L170 156H168ZM175 157V156H174ZM178 157V156H177ZM206 157V156H205ZM205 157L203 158V159H205ZM244 157H245V155H244ZM243 157V158H244ZM247 157V156H246ZM250 157V156H249ZM259 157V156H258ZM262 157V156H261ZM24 158V157H23ZM77 159L79 158L78 156L76 157ZM221 158V157H220ZM252 158V157H251ZM264 158V157H263ZM39 159L40 160H42V161H39ZM46 159V160H47ZM88 159H90V158H88ZM158 159H161V160H158ZM206 159H207V157H206ZM211 159H213L212 158V156H211ZM238 159V158H237ZM71 160V159H70ZM94 160H96V159H94ZM170 160V161H171ZM214 160H215V158H214ZM230 160V159H229ZM259 160V159H258ZM264 160V159H263ZM54 161L52 162L53 164H54ZM81 161H86V159H84V160H80V164L78 163V166L80 167L81 165H82V163H81ZM162 161V162H161ZM165 161V160H164ZM166 161H167V163L169 162L168 160H167V158H166ZM165 161V162H166ZM177 161H178V158H177ZM186 161H188V157H181L180 158V160H179V162H181V163H179L178 165L179 166H185V164H187V162ZM193 161H195V160H193ZM208 161V160H207ZM206 161V162H207ZM213 161V160H212ZM220 161H221V159H220ZM219 161V162H220ZM224 161V160H223ZM223 161L222 162H220V163H223ZM228 161V160H227ZM232 161V160H231ZM40 162V163H39ZM44 163V164H41V163ZM72 162H74L73 160H71V164H72ZM77 162V161H76ZM75 162V163H76ZM164 162V163H165ZM173 162V161H172ZM196 162V164L198 165V163H197V161H195ZM214 162V161H213ZM255 163L257 162V161H254ZM13 163H15V162H13ZM51 163V164H52ZM86 163H87V161H86ZM90 163H91V160H89V165H90ZM103 163V162H102ZM200 163V162H199ZM205 163V162H204ZM207 163H209V162H207ZM206 163V164H207ZM218 162H216V168H218V164H217ZM11 164V163H10ZM18 164V163H17ZM49 164V163H48ZM196 164H195V166H196ZM211 164H213L212 162H211ZM233 164V163H232ZM237 164H239V163H237ZM254 164V163H253ZM76 166V164H73L72 165V168H73V166ZM101 165V164H100ZM215 165V164H214ZM212 166V167H214L215 168V166ZM220 165V164H219ZM229 165V164H228ZM57 166V165H56ZM74 166V169H77L76 167ZM84 165H82V167H83ZM170 167H171V165H169ZM177 166V165H176ZM174 167V168H177V167ZM201 166V165H200ZM221 166V165H220ZM219 166V167H220ZM232 166V165H231ZM106 167V166H105ZM169 167V168H170ZM242 168H243V165L241 166ZM249 167L251 168V166H250V164H249ZM252 167H254L255 168V164L252 166ZM260 167H262V165L260 166ZM5 168V167H4ZM99 168V167H98ZM173 168V169H174ZM194 168V167H193ZM200 168V167H199ZM206 167H204L203 169L204 170H208V168H206ZM221 168V167H220ZM235 168V167H234ZM68 169V168H67ZM73 169V170H74ZM83 169V168H82ZM96 169V168H95ZM189 169H190V167H189ZM192 169V168H191ZM210 169V168H209ZM212 169V168H211ZM80 170H81V168H80ZM84 170V169H83ZM102 170V169H101ZM168 170H171V168L170 169H168ZM175 170V169H174ZM173 170V171H174ZM179 170V169H178ZM181 170V169H180ZM197 170H198V168H197ZM236 170V169H235ZM241 170V169H240ZM248 170H249V168H248ZM251 170V169H250ZM253 170V169H252ZM260 170H261V168H260ZM259 170V171H260ZM71 171H72V169H71ZM82 171V170H81ZM79 172V173H81V174H84L85 172L83 171V172ZM111 171V170H110ZM172 171V172H173ZM185 171V170H184ZM194 171V170H193ZM209 171V170H208ZM207 171V172H208ZM215 171V170H214ZM218 171H220V170H218ZM222 171H224L223 169H222ZM237 171H239V170H237ZM236 171V172H237ZM243 171V169L241 170V173H243L242 172ZM105 172V171H104ZM177 172V171H176ZM179 172V171H178ZM187 172V171H186ZM196 172V171H195ZM206 171L204 172V173H207ZM210 172V171H209ZM212 172L213 171H211V174H212ZM261 172V171H260ZM18 173L20 174L19 176H18ZM170 173V172H169ZM182 173V172H181ZM193 173V172H192ZM192 173H190V175L192 176L193 174ZM199 173V172H198ZM218 173V172H217ZM235 173V172H234ZM239 173V172H238ZM238 173H236V175L238 174ZM241 173H239V174H241ZM259 173V172H258ZM167 174V173H166ZM178 174V173H177ZM200 174H202L201 172H200ZM224 175H226L225 174V172L223 173ZM222 174V175H223ZM250 174V173H249ZM2 176L1 177H8V175L6 174H4V173H2L1 174ZM5 175V176H4ZM98 175H100V176H98ZM107 175V174H106ZM118 175V179L116 180V176ZM163 177H166V176H164L163 174H161ZM173 175H175V174H173ZM179 176H182L183 175V173H182V175H180V173L178 174ZM185 175V174H184ZM188 175H189V172H188ZM188 175L187 176H185V177H187L188 179H184L185 177H181V178H183L182 179V183L184 182L183 180H186V182H189L188 180H190V178L192 179V177H188ZM207 175V174H206ZM219 175V174H218ZM218 175H217V177H218ZM223 175V176H224ZM244 175V174H243ZM258 176H259V178H260V176L261 175H259V174H257ZM264 175V174H263ZM50 176L52 177V178H50ZM61 176H62V174H61ZM69 176V174H67L66 175V177H68ZM85 176V175H84ZM169 176V175H168ZM178 176V177H179ZM194 176V175H193ZM215 176V178H216V175H214ZM220 176V175H219ZM228 176H229V174H228ZM238 176V175H237ZM242 176V175H241ZM252 176V175H251ZM63 177H64V174H63ZM63 177H60L59 178V176L57 175V178H58V180L59 179H62ZM70 177H72L73 178V174L70 176ZM81 177H83V176H81ZM170 177H171V175H170ZM177 177V176H176ZM196 177H198V176H196ZM200 177V176H199ZM233 177H235V175L233 176ZM264 177V176H263ZM262 177V178H263ZM13 178V177H12ZM50 178V179H49ZM65 178V177H64ZM63 178V179H64ZM71 178V179H72ZM212 178V177H211ZM228 178V177H227ZM239 178V177H238ZM243 178V177H242ZM245 178V177H244ZM243 178V179H244ZM247 178V177H246ZM11 179V178H10ZM67 179V178H66ZM109 179H111L112 181H113V183L112 184H107V181L109 180ZM151 179V180H150ZM167 179V178H166ZM169 179V178H168ZM173 179V178H172ZM172 179H170V181H168V180H166V181H168L169 183L172 181ZM179 179H180V177H179ZM221 179V178H220ZM224 179V178H223ZM230 179H232V178H230ZM248 179V178H247ZM2 180V179H1ZM55 180H56V178H55ZM76 180H78V178L76 179ZM90 180V179H89ZM139 181V182H142V184H141V187L140 186H138V187H140L139 188V193H140V196H139V198L138 199H136L137 198V196H133V197H131V193L132 192H134V193H136V191H134V186H133V183H135L136 181ZM159 181H158V184H159V188H160V186L163 184V182H164V178H160V179H158ZM199 180H202V179H199ZM212 180H214V179H212ZM236 180V179H235ZM234 179H233V181H235ZM246 180V179H245ZM5 181H6V178H5ZM15 181V180H14ZM69 181V180H68ZM91 181V180H90ZM152 181V182H153ZM176 181H178L177 179H176ZM176 181H174V182H176ZM209 181V180H208ZM211 181V180H210ZM227 181L228 182H230L231 180H228L227 179ZM226 181V182H227ZM261 181V180H260ZM11 182V181H10ZM13 182V181H12ZM55 183L56 181H53L52 180V183ZM58 182V181H57ZM60 182V181H59ZM69 182H72V181H69ZM179 183L181 182L180 180L178 181ZM176 183V184H179V183ZM238 181H236V182H233L234 184L235 183H237ZM14 183V182H13ZM54 183H53V185H54ZM64 183V182H63ZM73 183H76V181L75 182H73ZM156 183V182H155ZM190 183V182H189ZM249 183H251V182H249ZM248 183V185H246L245 187L247 188V186H250V184ZM254 183V182H253ZM261 183V182H260ZM263 183V182H262ZM261 183V184H262ZM57 183H55V185H56ZM225 184V183H224ZM232 185V184H230V185H232V187L233 186H235V185ZM239 184V183H238ZM241 184H243L241 181H240V185ZM245 184V183H244ZM254 184H256V183H254ZM1 185V184H0ZM58 185V184H57ZM88 185V184H87ZM153 185V184H152ZM179 185H182L181 183L179 184ZM185 185H186V183H185ZM260 185V184H259ZM62 186V185H61ZM80 186V185H79ZM146 186V185H145ZM144 186V187H145ZM172 186H173V183L169 186V188L171 187L172 188ZM175 186H178V185H175ZM174 186V187H175ZM220 186V185H219ZM218 186V187H219ZM222 186V185H221ZM242 186V185H241ZM257 186H258V183H257ZM108 187H110V188H108ZM166 187V186H165ZM164 187V188H165ZM168 187V186H167ZM174 187H173V189H174ZM182 187V186H181ZM227 187V186H226ZM225 187V190L226 189H229V188H226ZM228 187H229V185H228ZM232 187H230V188H232ZM254 187V186H253ZM253 187H251V188H253ZM63 188V187H62ZM130 188V189H129ZM236 188H238L237 186H235V190H236ZM245 188V189H246ZM251 188H249V189H251ZM63 189H65V188H63ZM67 189V188H66ZM79 189V188H78ZM89 189V190H88ZM126 189H128V191L126 190ZM133 191H132V190ZM145 189V188H144ZM163 189V188H162ZM177 189V188H176ZM207 189H209L208 191H207ZM219 189H220V187H219ZM232 189H234V188H232ZM243 189V188H242ZM2 190V189H1ZM164 190V189H163ZM162 190V191H163ZM180 190V189H179ZM179 190H178V192H179ZM181 190H182V188H181ZM234 190V192H237V191H235ZM248 190V189H247ZM251 190H253V189H251ZM84 191V190H83ZM184 190H183V192H185ZM223 191V190H222ZM229 191H230V193L232 192L230 189H229ZM228 191V192H229ZM239 191V190H238ZM243 191V190H242ZM241 191V193H244V192H242ZM245 191V190H244ZM260 191H262L261 190V187H260ZM264 191V190H263ZM61 192H63V190L61 191ZM225 192V191H224ZM227 192V191H226ZM233 192V193H234ZM22 193H25V195L24 196H22V199L20 198V202H18V198L22 195ZM162 193V192H161ZM168 193H170V192H168ZM204 193H206V194H204ZM238 193V192H237ZM263 193V192H262ZM171 194H173L172 192H171ZM218 194H221V193H218ZM240 194V193H239ZM245 194H247V193H245ZM264 194V193H263ZM2 195H4V194H2ZM66 195H68V196H66ZM93 196L92 197V202L90 201H88V197L89 196ZM136 195H139L138 193L136 194ZM160 195V194H159ZM162 196L164 195V194H161ZM175 195V194H174ZM173 195V196H174ZM189 195V194H188ZM222 195V194H221ZM235 195V194H234ZM238 195V194H237ZM250 195H251V193H250ZM260 195V194H259ZM259 195H258V197H259ZM168 196H171L170 194H168ZM214 196V195H213ZM223 196V195H222ZM232 196V195H231ZM231 196H228V198L229 197H231ZM248 196V195H247ZM136 197V198H135ZM157 197V196H156ZM194 198H195V196H193ZM234 197V196H233ZM235 197H237L236 195H235ZM245 197H246V195H245ZM244 197V195H243V198L242 199H244L245 198ZM249 197V196H248ZM262 197H264V195L262 196ZM216 198V197H215ZM224 198V197H223ZM157 199V198H156ZM164 199V198H163ZM166 199V198H165ZM220 199V198H219ZM235 199V198H234ZM237 199H238V197H237ZM239 199H240V197H239ZM256 199V198H255ZM254 199V200H255ZM261 199V198H260ZM171 200V199H170ZM195 200H196V198H195ZM199 200H203V199H200L199 197H198V201ZM216 200L218 201V199L216 198ZM221 200H223V199H221ZM221 200H220V202H221ZM236 200V199H235ZM253 200V201H254ZM153 201H155V202H153ZM230 199H229V202L228 203H230ZM242 200H240V202H241ZM243 201H245V200H243ZM251 201V203L253 202L252 200H250ZM250 201H249V205H250ZM257 202H259L258 200H256ZM197 202V201H196ZM195 202V203H196ZM219 201H218V203H220ZM225 202V201H224ZM233 202V201H232ZM256 202V203H257ZM162 203V202H161ZM167 203V202H166ZM237 203V202H236ZM242 203H244V202H242ZM259 203H261V201L259 202ZM259 203H258V206L260 207V205H259ZM264 203V202H263ZM162 204H164V203H162ZM196 204H198L199 205V202H197ZM217 204V203H216ZM215 204V205H216ZM254 204V203H253ZM93 205V208L91 207ZM96 205H97V207H96ZM213 205V204H212ZM214 205V206H215ZM247 205V204H246ZM95 206V207H94ZM100 206H104L105 207V212L103 213V214H100L99 216L97 215V210L100 208ZM163 206H165V205H163ZM169 206V205H168ZM212 207V208H210V207ZM224 206V205H223ZM238 206V205H237ZM241 206V205H240ZM244 206V205H243ZM177 207H179V208H181L182 210H183V212L182 211H180L179 210V212H182V214L184 213H189L188 211L190 210V212L192 213H189L190 214V216L192 215V217H193V220L192 221H194V219H195V221L196 222H194L195 224L197 223L198 224V222H201L199 219H202L201 217L199 218V217H197L198 215L197 214H202L203 215V219H205V220H209V223H207V225L205 226V230H204V234H203V232H202V236L199 238V235L197 236V239L199 238V239H201V243H200V245L201 246H195V245H190L189 244V236H186L187 234H188V229L190 228H180V226H177L176 225V222H175V224L173 223L174 222V218L172 217L174 214H176V208ZM197 207V206H196ZM207 207H209L210 208V210H206V208ZM217 207V206H216ZM216 207H215V209H216ZM236 207V206H235ZM234 207V208H235ZM245 207V206H244ZM251 207H252V205H251ZM250 207V208H251ZM257 207V206H256ZM264 206L263 205H261V208H259V209H261V212H263L262 211V209H264L263 208ZM155 208V207H154ZM195 208V207H194ZM236 208H238V207H236ZM240 208V207H239ZM243 208V207H242ZM23 209H25L24 211H23ZM196 209V208H195ZM247 209V208H246ZM245 208L243 209V210H246ZM252 209V208H251ZM258 209V208H257ZM152 210V209H151ZM221 210V209H220ZM236 210H238V209H236ZM248 211V210H247ZM260 211V210H259ZM206 212H208V213H206ZM242 212H244V211H242ZM23 213V214H22ZM100 213V212H99ZM204 213V214H203ZM251 213H253L254 214V212H251ZM182 214H181V216H179V218L180 217H182ZM186 214V215H187ZM205 214H209L208 216H209V219H207L205 216H207V215H205ZM260 214H262V213H260ZM233 215L234 216H236V219L233 221L232 220V217H233ZM252 215V214H251ZM262 215H264V214H262ZM176 216V215H175ZM185 215H183V217H184ZM190 216L189 217H187L186 216V218H188L187 220H189V218H190ZM240 216H242V215H240ZM239 216V218H241ZM253 216V215H252ZM256 215L254 214V218H253V220L256 218L255 217ZM259 216V215H258ZM257 216V217H258ZM183 217H182V219H183ZM186 218L184 217V219L186 220ZM248 218H250L251 219V216L249 217H247V220H248ZM261 218H263V220H264V217H261ZM260 218V219H261ZM181 219V218H180ZM202 219V220H203ZM257 219H259V218H257ZM177 220V219H176ZM184 220V221H185ZM191 220V219H190ZM190 220L189 221H187V222H189L190 223ZM205 220H204V222H205ZM246 220V219H245ZM256 220V219H255ZM179 221V220H178ZM233 221V222H232ZM240 221V220H239ZM151 222H153V223H151ZM186 222V223H187ZM242 222H244V220H242ZM254 222H256V221H254ZM149 223H151V224H149ZM194 223H192V226H191V230H192V233H193V230L194 229H192L193 228V226L195 227L196 225H193ZM203 223V222H202ZM244 223H246V222H244ZM242 224V227H243V225H246V224ZM257 223V222H256ZM263 223V222H262ZM261 223V224H262ZM204 224V223H203ZM202 224V225H203ZM251 224H255V223H252L251 222ZM250 224V225H251ZM200 225V224H199ZM202 225H200L201 227H202ZM253 225H251V226H253ZM258 225V224H257ZM189 226H190V224H189ZM198 226V225H197ZM247 226H249V225H246V226H244L245 228L247 227ZM259 226L261 227H259L261 230H262V228L264 229V225H260L259 224ZM188 227V226H187ZM197 228H199V226L197 227ZM197 228H195V229H197ZM204 228V225H203V227L202 228H199V229H203ZM244 228V229H245ZM254 228H255V226H254ZM139 229H141L142 230V232L140 231L138 234H137V232H138V230ZM198 229V231H200ZM235 229V228H234ZM237 229H238V227H237ZM239 229H241V228H239ZM238 229V230H239ZM257 229H258V227H257ZM260 229H259V231H260ZM247 230H250V229H247ZM254 230V229H253ZM263 231V230H262ZM262 231H260V234H261V232ZM189 232L191 233V231L189 230ZM196 230H195V234H196ZM246 232V231H245ZM258 232V231H257ZM193 233V236L195 235ZM233 233V232H232ZM197 234H200V233H198L197 232ZM224 234H228L227 235V237H229L228 239L227 238H225V240H221V237H223V236H225ZM249 234V233H248ZM251 234V233H250ZM255 234V233H254ZM259 234V233H258ZM259 234V235H260ZM11 235V236H10ZM135 235H137V236H135ZM258 235V236H259ZM264 235V234H263ZM263 235H261L262 237H263ZM182 236H186V237H182ZM253 237H254V235H252ZM256 237H258L257 235H255ZM236 237V236H235ZM243 237V236H242ZM249 237V236H248ZM255 237V238H256ZM194 238V237H193ZM195 238H196V236H195ZM250 238H251V235H250ZM249 238V239H250ZM13 239V238H12ZM150 239V240H149ZM198 239V240H199ZM245 239V238H244ZM254 239V238H253ZM253 239H251L252 241H253ZM260 239H261V237H260ZM144 240H149V244H147L148 245V247L147 248H143V243L144 242H146V241H144ZM191 240L193 241V242H195V239H192V237H191ZM250 240V241H251ZM257 241H259V239H256ZM152 241H154V243H151ZM237 241V240H236ZM246 241H247V239H246ZM250 241H247V243H249L250 244ZM261 241V240H260ZM263 241V240H262ZM261 241V242H262ZM197 242V241H196ZM243 242H245V240H243ZM254 242V241H253ZM122 243H126V248L124 247L123 248V250H122V255L120 254H118L117 253V255H116V250L119 248L118 246L119 245H121ZM190 243H191V241H190ZM252 243V242H251ZM243 244V243H242ZM241 244V245H242ZM128 245V246H127ZM253 244H251V246H252ZM261 245V244H260ZM259 245V246H260ZM122 246H123V244H122ZM243 246V245H242ZM118 247V248H117ZM250 247V246H249ZM253 247V246H252ZM251 247V248H252ZM7 248V247H6ZM12 248V249H13ZM46 248V249H47ZM117 248V249H116ZM247 249V250H246ZM258 249H259V247H258ZM257 249V250H258ZM264 249V248H263ZM262 249V250H263ZM118 250H120V248L118 249ZM145 250V253L144 254H142L143 253V251ZM232 250V251H231ZM261 250V249H260ZM259 250V251H260ZM4 251V250H3ZM48 251V250H47ZM221 251H223V252H221ZM227 251H231L232 253H233V251H234V253L237 251H239V253H235L234 255L232 254H230V256H228L227 254H229V253H227ZM243 251H242V253H243ZM248 253H247V252ZM249 251H251L250 249H249ZM32 252V253H33ZM41 253H43L42 252V250L40 251ZM119 252V251H118ZM214 252V251H213ZM226 252V253H225ZM261 252V251H260ZM5 253H7V252H5ZM10 253H12V252H10ZM10 253H8L7 255H8V257L10 258L11 257V260L13 259V261L15 260V259H17L18 258V260L19 259H21L20 257H15L14 255L15 254H10ZM45 253V252H44ZM211 253V252H210ZM250 253V257H249V259L251 258L252 260H254V261H252L251 259L249 260L248 258H247V256H248V254ZM264 253V252H263ZM9 254H10V256H9ZM34 254V253H33ZM38 254V253H37ZM244 254V253H243ZM260 254V253H259ZM11 255H13V256H11ZM119 255V256H118ZM211 255V257H212V254H210ZM247 255V256H246ZM261 255V254H260ZM264 255V254H263ZM121 256V257H120ZM226 256H228V257H226ZM244 258V259H247L248 261H244V259H242V257ZM2 257H6V254H5V256H4V253H3V255H2ZM1 257V258H2ZM23 257V258H24ZM33 257H35V256H33ZM156 257V258H155ZM216 257V256H215ZM233 257H231V258H233ZM9 258H7V259H9ZM15 258V259H14ZM173 258V259H172ZM258 258V257H257ZM256 258V259H257ZM259 258H261V259H263L264 258V256H260ZM258 258V260H260ZM33 259H35V258H33ZM240 259H241V261H240ZM40 260V261H41ZM215 260V259H214ZM219 259H217V261L216 262H220V261H218ZM20 261V260H19ZM19 261H17L19 264H20V262ZM30 261V260H29ZM31 261H32V259H31ZM34 261V260H33ZM33 261H32V263H33ZM37 261V260H36ZM46 261V262H45ZM139 261V262H138ZM146 261V260H145ZM221 261V262H222ZM233 261V260H232ZM232 261H230L231 263L230 264H232ZM234 261H233V263H234ZM14 262H16V261H14ZM16 262V263H17ZM220 262V263H221ZM239 262V263H238ZM259 262H261V261H259ZM17 263V264H18ZM37 263V262H36ZM35 263V264H36ZM37 263V264H38ZM147 263V262H146ZM145 263V264H146ZM226 264L227 263H229V261H227V262H225ZM22 264H25V263H22ZM34 264V263H33ZM209 264V263H208ZM212 264H215L214 263V261H213V263Z\"/></svg>", "mask_w": 264, "mask_h": 264}, {"label": "snow or ice", "instance_id": "6c2138e0", "mask_svg": "<svg viewBox=\"0 0 264 264\" xmlns=\"http://www.w3.org/2000/svg\"><path fill=\"white\" fill-rule=\"evenodd\" d=\"M262 5H264V0H261ZM77 264H137V262L133 261H124V262H119V261H81L77 262ZM175 264H187V262L183 261H177Z\"/></svg>", "mask_w": 264, "mask_h": 264}]
</instances>
